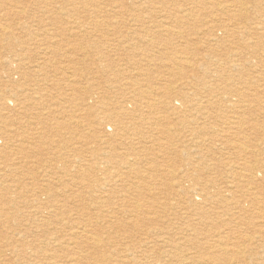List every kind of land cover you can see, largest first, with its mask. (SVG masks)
Returning <instances> with one entry per match:
<instances>
[{"label":"bare ground","instance_id":"6f19581e","mask_svg":"<svg viewBox=\"0 0 264 264\" xmlns=\"http://www.w3.org/2000/svg\"><path fill=\"white\" fill-rule=\"evenodd\" d=\"M26 1V0H25ZM71 1V0H70ZM110 1V0H109ZM160 1V0H159ZM158 1V2H159ZM171 1L173 0H162V4H168L171 3ZM185 1V0H184ZM186 1H194L192 4L196 5L198 4L199 0H186ZM213 1V0H212ZM211 1V2H212ZM248 1L249 0H232L230 3L225 1L224 6H223V2L222 4L220 2H215L217 6L221 5L223 7L220 8V11H222V13L224 15H227L229 13H235V16L239 19L244 18V13L247 12V8L246 6L248 5ZM24 2V1H23ZM19 3V5L23 4L24 7H26L24 5V3ZM46 2V1H45ZM79 2V1H78ZM98 2V1H96ZM101 2V1H100ZM119 1L115 2V0L113 1V7H115V4H117L118 8V14L121 17H125V16H129L131 18L120 21V18L117 19L118 21H120L118 24L115 22V20L111 21V25H109L112 29L111 31L107 32V33H111L115 34V38L117 35H119L118 38H120V40L116 41V46L120 47L129 43L130 39L132 37L133 34H137L138 30H141L140 28V23H144L145 22L142 21L143 19H139L137 18L133 13L134 12H130L128 9L125 11L124 10V3H118ZM122 2V1H121ZM131 2V1H129ZM139 2V1H138ZM142 2V3H141ZM156 2V1H155ZM153 0H148L144 3L145 4H150V6L154 5ZM161 2V1H160ZM159 2V3H160ZM210 2V3H211ZM29 4V2H27ZM42 3V2H41ZM66 3V2H65ZM87 3V2H86ZM95 3V2H94ZM105 3V2H104ZM107 3H110L107 1ZM128 3V2H127ZM173 3V2H172ZM254 3V0H253ZM17 3H15L16 5ZM26 4V2H25ZM36 4V3H35ZM38 4V3H37ZM50 4V3H49ZM82 4V3H81ZM112 4V3H111ZM110 4V5H111ZM132 4V3H131ZM143 1H140L139 7H142ZM157 4V3H156ZM178 4V3H177ZM180 4V3H179ZM183 4V3H182ZM205 4V2H204ZM208 4V3H207ZM69 5V4H68ZM96 5V4H95ZM100 5V4H98ZM103 5V4H101ZM175 5V4H174ZM188 5V4H187ZM192 5V6H194ZM200 5V4H198ZM196 5V6H198ZM57 6V5H56ZM81 6V5H80ZM88 6V5H87ZM132 6V5H130ZM136 6V5H135ZM148 6V5H146ZM179 6V5H177ZM190 6V5H189ZM196 6L195 8H193L191 11H189L190 13L186 16H178L177 14V10L175 12V20H174V25L179 26L180 28L176 27L174 29L179 30L178 32H175V34L180 35V37H185L186 35V31L182 29L181 26L186 25L189 23V16L193 17L197 12L196 11ZM209 6V5H208ZM213 6L215 7V4H213ZM23 7V8H24ZM76 7V6H75ZM100 7V6H98ZM106 7V6H105ZM129 7V4L128 6ZM162 7V6H161ZM166 7V6H165ZM164 7V8H165ZM168 7V6H167ZM174 7V6H172ZM212 7V6H211ZM22 8V7H21ZM52 8V7H51ZM62 8V7H61ZM96 8V7H95ZM109 8V6H108ZM147 8V7H146ZM178 7V11H179ZM189 10V7H187ZM186 8V9H187ZM219 8V7H218ZM18 9V7H17ZM20 9V8H19ZM26 9V8H24ZM56 9V8H55ZM98 9V8H97ZM111 9V8H110ZM114 9V8H113ZM112 9V10H113ZM157 9V8H156ZM171 9V6L170 8ZM184 9V8H183ZM182 9V10H183ZM195 9V12H194ZM199 9V8H197ZM201 9V8H200ZM206 9V8H205ZM212 9V8H211ZM22 10V11H21ZM19 10L18 13L16 14H12V21H17L16 25H13L16 29V31L19 30L20 34H30L32 35V38L35 37V39L31 40L34 41L33 43L40 42L38 41V38H45L47 39L46 45H44L43 49L48 52V53H67L65 50V52H61V49L57 47V45H59L61 39H63V37L66 38V36H72L74 33L76 34L77 32L81 31L83 29L82 22L81 21H73L71 22V27L68 30L67 29H63L61 30V32L55 31V26L54 24H40V25H32V23L27 24L25 17H23L24 14V10L21 9ZM48 10V9H47ZM84 10V9H83ZM105 10V9H104ZM162 10V9H161ZM160 10V12H161ZM181 10V11H182ZM185 10V9H184ZM209 10V9H207ZM206 10V11H207ZM213 10V9H212ZM73 11V9H72ZM85 11V10H84ZM101 11V10H100ZM111 11V10H110ZM144 11V9H143ZM159 11V10H158ZM163 11V10H162ZM169 11V10H168ZM180 11V12H181ZM199 11H202L199 10ZM87 12V11H85ZM104 12V11H102ZM100 12V13H102ZM108 12V11H107ZM130 12V13H129ZM147 12V11H146ZM145 12V13H146ZM179 12V13H180ZM191 12L193 15H191ZM202 12H205L202 11ZM215 12V11H214ZM30 13L31 12H27ZM49 13V12H48ZM55 13V12H54ZM67 13V12H65ZM69 13V12H68ZM105 13V12H104ZM115 13V12H114ZM128 13V14H127ZM136 13V12H135ZM165 13V12H164ZM163 13V14H164ZM185 14L188 13L187 11L184 12ZM183 13V14H184ZM221 13V14H222ZM46 14V13H45ZM57 14V13H56ZM95 14V13H94ZM106 14V13H105ZM112 14V13H111ZM157 13L155 12V15ZM161 14V13H160ZM159 14V15H160ZM162 14V15H163ZM169 14V12H168ZM215 14V13H214ZM222 14V15H223ZM48 15V14H47ZM50 15V14H49ZM75 15V14H74ZM78 15V14H77ZM83 15V14H82ZM104 15V14H103ZM114 15V14H113ZM139 15V14H138ZM144 15V14H142ZM161 15V16H162ZM172 15V14H171ZM174 15V16H175ZM182 15V14H180ZM223 15V16H224ZM42 16V15H41ZM52 16V15H51ZM56 16V15H55ZM99 16V15H98ZM166 16V15H165ZM164 16V17H165ZM169 16V15H168ZM167 16V17H168ZM11 17V16H10ZM31 17V16H30ZM53 17V16H52ZM58 17V16H56ZM65 17V16H63ZM70 17V16H69ZM95 17V16H94ZM104 17V16H103ZM110 17H106L105 18H111ZM119 17V16H118ZM142 17V16H141ZM163 17V16H162ZM160 18V20H163V18ZM170 17V16H169ZM168 17V18H169ZM215 17V16H214ZM213 17V18H214ZM217 17V16H216ZM215 17V18H216ZM41 18V17H39ZM60 18V17H59ZM101 18V17H100ZM113 18V17H112ZM127 18V17H126ZM149 18V17H148ZM153 18V17H152ZM171 18V17H170ZM169 18V19H170ZM263 20L261 19L260 22H257L250 28V27H241V26H233L236 29L231 31L233 36H238V35H251V34H255V35H260L261 32L264 31V14L262 15ZM24 19V20H23ZM43 19V18H42ZM48 19V18H47ZM51 19V18H50ZM66 19V18H65ZM102 19V18H101ZM115 19V18H114ZM125 19V18H124ZM157 19V18H156ZM166 19V18H165ZM217 19V18H216ZM250 19V18H249ZM31 20V19H30ZM49 20V19H48ZM47 20V21H48ZM58 20V19H57ZM72 20V19H71ZM93 20V19H92ZM97 20V17L96 19ZM93 20V22H95ZM110 20V19H109ZM159 20V19H158ZM173 20V19H172ZM197 20V19H196ZM195 20V22H196ZM211 20V19H210ZM215 20V19H214ZM20 21V22H19ZM43 21V20H42ZM52 21V20H51ZM60 21V20H59ZM64 21V20H63ZM88 21V20H87ZM148 21H151L150 19ZM146 21V22H148ZM157 21V20H156ZM164 21V20H163ZM171 21V20H169ZM193 21V20H192ZM237 21H241V20H237ZM31 22V21H30ZM91 22V21H90ZM99 22V19L97 22L93 23L96 24ZM168 22V21H166ZM191 22V21H190ZM214 22V21H213ZM54 23V20H53ZM67 23V22H66ZM70 23V22H68ZM86 23V22H85ZM104 23V22H103ZM132 23V24H130ZM169 23V22H168ZM172 23V21L170 22V24ZM172 23V24H173ZM197 23V22H196ZM203 23V22H201ZM210 23V22H209ZM56 24V23H55ZM63 24V23H62ZM61 24V25H62ZM117 24V25H116ZM127 24V25H126ZM139 24V25H138ZM148 24V23H147ZM154 24V23H152ZM151 24V25H152ZM167 24V23H166ZM171 24V25H172ZM195 24V23H194ZM198 24H200L198 22ZM92 25V24H90ZM97 25V24H96ZM107 25V24H104ZM124 25V28L122 27ZM126 26L129 25V27L126 29V34H124L122 31L120 30V26L125 29ZM144 25L142 28H144ZM149 25V24H148ZM171 25L169 27H171ZM196 25V24H195ZM209 25V24H208ZM12 26V25H11ZM63 26V25H62ZM100 26H102L100 24ZM147 26V25H146ZM173 26V25H172ZM1 27H3L1 25ZM68 27V26H66ZM65 27V28H66ZM156 28V30H158L157 32L154 33H150L156 36H160V34L164 33L163 32V28H165V25L163 24V22H158V24H156V26H154ZM169 27H166V31ZM204 27V26H203ZM5 28V27H3ZM11 28V27H10ZM61 28V27H60ZM153 28V27H152ZM2 29V28H1ZM106 29V28H104ZM103 29V30H104ZM150 29V28H149ZM153 29V30H154ZM172 29V27H171ZM4 30H7L4 29ZM86 30V29H85ZM91 30V29H90ZM99 30V28L97 29ZM147 30L146 28L144 29V31ZM151 30V29H150ZM173 30V29H172ZM175 30V31H176ZM196 30V29H195ZM194 30V31H195ZM3 31V30H2ZM13 31V30H12ZM89 31V30H87ZM85 31V32H87ZM170 31V30H169ZM193 31V32H194ZM214 28L208 26L207 32L203 31L202 35H207L209 33H213ZM84 32V31H83ZM91 32V31H90ZM95 32V31H94ZM99 32V31H98ZM101 32V31H100ZM139 32V31H138ZM171 32V31H170ZM82 33V32H81ZM167 33V32H165ZM173 33V32H171ZM171 33L169 35H171ZM195 33H198V31H196ZM19 34V35H20ZM105 34V33H104ZM147 34V31H146ZM14 34H12L13 36ZM84 35V34H83ZM89 35V34H88ZM100 35V34H99ZM143 35V33H142ZM153 35H151V37H154ZM163 35V34H162ZM167 35V34H166ZM174 34H172L173 36ZM225 35V34H224ZM2 36V35H0ZM6 36V35H5ZM9 36V35H7ZM11 36V35H10ZM11 36V37H12ZM21 36V35H20ZM24 36V35H23ZM75 36V35H73ZM80 36V35H79ZM103 36V35H102ZM105 36V35H104ZM107 36V35H106ZM147 35H143V38L146 37ZM197 36V35H195ZM30 37V36H29ZM28 37V38H29ZM84 37V36H82ZM86 37V36H85ZM88 37V36H87ZM99 37V36H98ZM97 37V38H98ZM163 37V36H161ZM165 37V36H164ZM167 37V36H166ZM176 37V36H175ZM16 38V36H15ZM26 38V37H25ZM60 38V40L58 39ZM74 38V37H73ZM78 38V37H77ZM96 38V39H97ZM157 38V37H156ZM171 38V37H168ZM179 38V37H178ZM18 39V38H17ZM20 39V38H19ZM18 39V40H19ZM67 39V38H66ZM71 38L69 37V40ZM75 39V38H74ZM72 39V40H74ZM85 39V38H84ZM108 39V38H107ZM123 39V40H122ZM176 39V38H175ZM181 39V38H180ZM197 39V38H196ZM195 39V40H196ZM9 40H11V38H9ZM14 40V38H13ZM22 40V38H21ZM30 40V39H29ZM80 40V37H79ZM86 40V39H85ZM88 40V39H87ZM133 40V39H131ZM153 40V39H152ZM160 40V39H159ZM1 41V40H0ZM6 41V40H4ZM17 41V40H16ZM63 41V40H62ZM77 41V40H75ZM104 41V40H102ZM100 41V42H102ZM140 41V40H139ZM138 41V42H139ZM145 41V39H144ZM148 41V40H147ZM154 41V40H153ZM162 41V40H161ZM168 41V40H167ZM165 41V42H167ZM191 41V40H190ZM210 41H212L210 43ZM13 42V41H11ZM30 42V41H29ZM42 42V41H41ZM69 42V41H68ZM78 42V41H77ZM159 42V41H158ZM193 42V41H192ZM198 42V41H196ZM217 40L212 38L209 39V49L211 52H215V44H216ZM17 43V42H16ZM23 43V42H21ZM32 43V44H33ZM44 43V42H43ZM111 43V42H110ZM114 43V41H113ZM137 43V42H136ZM157 43V42H156ZM169 43V42H168ZM195 43V42H194ZM9 44V43H7ZM12 44V43H10ZM25 44V43H24ZM66 44V43H65ZM112 44V43H111ZM110 44V45H111ZM142 44V43H141ZM155 44V43H154ZM158 44V43H157ZM160 44V43H159ZM14 45V44H13ZM36 45V43L34 44ZM56 45V46H55ZM63 45V44H62ZM78 45V44H77ZM115 45V44H114ZM135 45V44H134ZM145 45V44H144ZM147 45V44H146ZM218 45V43H217ZM20 46V45H19ZM23 46V45H22ZM33 46V45H32ZM40 46H42V44L40 43ZM75 46V45H74ZM83 46V45H82ZM96 46V45H95ZM102 46V45H101ZM115 46V47H116ZM143 46V45H142ZM165 46V45H164ZM7 47V45H6ZM10 47V46H9ZM66 47V46H65ZM78 47V46H77ZM94 47V46H93ZM114 47V46H113ZM135 47V46H134ZM148 47H150L148 45ZM152 47V46H151ZM151 47L149 49H151ZM168 47H171L170 45H168ZM167 47V49H168ZM32 48V47H31ZM64 48V47H63ZM62 48V49H63ZM88 48V47H87ZM107 48V47H106ZM136 48V47H135ZM138 48V47H137ZM136 48V50H137ZM142 47H140L139 49H141ZM156 48V47H155ZM165 48V47H162ZM246 48H248V46H246ZM250 48V47H249ZM10 49V48H9ZM14 49V47H13ZM17 49V48H16ZM41 49V48H40ZM65 49V48H64ZM83 48L80 49H73L70 48L69 50H72L74 53H79L82 51ZM95 49V48H94ZM97 49V47H96ZM101 49V48H100ZM104 49V48H103ZM132 49V47H131ZM134 49V48H133ZM166 49V48H165ZM20 50V49H19ZM68 50V53H69ZM84 50V49H83ZM89 50V49H88ZM87 50V51H88ZM114 50V49H112ZM120 49L118 48V51ZM142 50H144L142 48ZM157 50V49H156ZM169 50V49H168ZM255 50V49H254ZM258 50V49H257ZM9 51V50H7ZM17 51V50H16ZM15 51V52H16ZM29 51V50H28ZM95 51V50H94ZM117 51V49H116ZM125 51V50H124ZM146 51V50H145ZM153 51V50H152ZM185 52V46L183 45H179L174 48H172V50L168 51V53L164 56H162L164 59H155V58H147L146 55V51L145 55H143L142 59H138L136 61H132L130 60L128 62L129 64H127L125 62V64L134 66L135 69L138 70V77H136L137 79L134 81H130L126 84H124L123 88L120 87V85L118 86L117 84H111L108 82H104V83H99V90L100 92L97 95H91V97L89 99H91L92 101H94V104L96 106L95 109L89 108V115L92 117L88 123H86L84 125V121L81 120L80 117H78L79 120L77 119H71L75 122L76 125L78 126H82L83 123V128L88 127L91 128V131H93L94 127H98L100 128V131H104V127L107 126V129L112 131V133L110 134L115 136V137H111L112 139H117L120 142H118L119 146H117V144L115 143H111L109 140H106V138H102L101 143L103 144H107L108 145V151L106 149H104V153L101 152V154L98 156L100 158V156L102 159H105L106 164H110L113 162V160H115V162L117 161L116 159H118V168L117 169H113L115 170L112 174H109V170L108 167L106 170V172L101 173L102 171H99L102 174V178L101 179H91L94 177H97V171L95 165L92 164H88L89 161H87L86 164H82L80 163V165H76L78 167H76L75 173H73L72 177L76 179L79 178L80 180L77 181H81L83 183H81L80 186L82 187L80 188L81 191L83 190H89L92 193H100V195H102V199L99 202H97L98 205H102V207H105V201L107 199H111V196H113L114 194H116V192L114 191L115 188L119 187L122 189V191H125L127 193V196L125 198H123L124 201L123 205L120 204H116L115 205L116 208H114V210L112 211L111 209V213L110 215H113V220H115L114 222H110L109 221L104 224L102 223H97L94 224L91 222V224H88L90 221H92V217L89 219L90 221H86V225H84L83 222L82 225L80 227L75 228L70 226L72 224L73 221H76L74 218V215H69V211L65 210L64 208H66V201H67V197L64 194L65 192H63L62 195L57 196V194H45V192L47 191H43L42 190V194L37 195L38 193H36V198L35 200H33L32 202L34 204L40 202V198L45 194L46 196V200L48 201V203L50 204V207H53L54 205L52 204L55 200L59 203H61V207L60 204L58 205L59 207H57L56 211L52 210V214L51 217L54 218V220L52 221V223L49 225L52 227L48 228L45 230V232L41 229V226H39L37 224V227L34 231L29 230L25 227L22 228V225L19 227H17L16 229H11L12 225H11V220H12V215L11 213H9V210H12L14 207V205L12 204V201H8L5 206L7 208L6 212L5 211V207L0 205V218H3V220L0 219V225L1 224H5L6 227H8L9 229L13 230V231H9L7 232V234H0V257L1 254H4V252L2 251L1 247H5L8 246V244L10 243L11 245H14L13 243H16L14 245L13 248H11L9 251H11L12 253H14V255L18 258V260L21 262V264H264V225L260 226L258 223V225H256L255 223H253L254 221V216L258 215L260 216L261 220L264 219V213L263 211H261V208H257V210H260V212L254 211L253 209L255 208L253 205L255 203H253V205L250 204H245L244 201L248 200L249 198H247L246 196H249L248 194H246L249 191H252V186L256 184V180H257V176L262 175L264 173L261 174H257L255 173V171H258L259 168H261V165H263L264 162L258 161V162H251L252 165L249 164L248 158H254L257 157L256 153H259V155L262 156V153L260 149L261 145L263 142H261L259 145L257 144L259 139V131L258 134L253 132L250 136L245 135V132H241L242 127L244 125H246L247 123H250L251 125H253L251 123V120L248 119H252L249 118L248 119L246 116V112L247 111H253L257 114H263L264 116V101H260L258 100L259 97L257 95L258 94V90L256 89H252L249 88L247 90H242V92H240L239 90L237 91H233L229 90L228 87L225 88V91L220 93L218 91V86L217 84H215V81L217 80V82L220 81H227V80H235L237 75L234 73V71L236 73H239L238 71H236L235 69L237 67H242L240 65H238V62L240 59H243V53L239 52L235 55H233L232 57L228 58V63L229 66H225V65H220L217 64L215 62H211L212 66L214 65L215 69H205L203 68V66L201 64L198 63L199 60L195 59L194 57L190 56L187 53H183ZM261 51V50H260ZM259 51V52H260ZM22 52V51H21ZM25 52V51H24ZM27 52V51H26ZM43 52V51H41ZM84 52V51H83ZM99 52V51H97ZM103 52V50H102ZM106 52V51H105ZM109 52V51H108ZM122 52V50L120 51ZM118 52V53H120ZM138 52V51H137ZM144 52V51H141ZM159 53V51H157ZM245 52V51H243ZM17 53V52H16ZM29 53V52H27ZM33 53V52H32ZM95 53V52H94ZM127 53H129V51H127ZM162 53V51H161ZM166 53V51L164 52V54ZM25 54V53H23ZM45 54V53H44ZM73 54V53H72ZM93 54V53H92ZM99 54V53H98ZM103 55V53H101ZM110 54V53H109ZM112 54V53H111ZM126 54V53H125ZM148 54V53H147ZM156 53H154L155 56ZM163 54V53H162ZM254 52L251 53V55H253ZM35 55V54H34ZM43 55V54H42ZM50 54H47V56ZM63 55V54H62ZM60 55V56H62ZM69 55V54H68ZM71 55V54H70ZM97 55V54H96ZM107 55V54H106ZM123 55V53H122ZM136 55V54H135ZM149 55V54H148ZM157 55V54H156ZM255 55V54H254ZM41 56V55H40ZM55 56V55H53ZM64 56V55H63ZM62 56V58H63ZM73 56V55H72ZM81 56V55H80ZM90 56V55H89ZM121 56V55H120ZM139 56V55H138ZM145 56V57H144ZM151 56V54H150ZM19 57V56H18ZM65 57V56H64ZM68 57V56H67ZM76 57V56H75ZM87 57V56H85ZM94 57V56H92ZM115 57V56H114ZM126 57V56H125ZM129 57V56H128ZM127 57V59H128ZM132 57V56H131ZM153 57V55H152ZM246 57V55H245ZM17 58V57H16ZM27 57H24V59ZM55 58V57H54ZM57 58V55H56ZM78 58V57H77ZM89 58V57H88ZM97 58V56H96ZM103 58V57H102ZM121 58V57H120ZM139 58V57H138ZM159 58V57H158ZM43 59V58H42ZM71 59V58H70ZM79 61H82L81 58H79ZM87 59V58H86ZM84 59V61L86 60ZM98 59V58H97ZM111 59V58H110ZM125 59V58H124ZM209 59V58H206ZM211 59V58H210ZM32 60V59H31ZM30 60V61H31ZM55 60V59H54ZM64 60V59H63ZM72 60V59H71ZM70 60V61H71ZM78 60V59H77ZM76 60V61H77ZM106 60V59H105ZM158 60V61H157ZM160 60V62H159ZM214 60V59H211ZM25 61V60H24ZM36 61V60H35ZM41 61V60H40ZM89 61V60H86ZM102 61V60H101ZM111 61V60H109ZM119 61V60H118ZM196 61V62H195ZM23 62V61H22ZM114 62V61H113ZM117 62V61H116ZM120 62V61H119ZM133 62V63H132ZM159 62V63H157ZM227 62V61H226ZM12 66L15 67V69H19L20 67V62L14 63L11 62ZM71 64L74 62L71 61ZM81 63V62H80ZM87 63V62H85ZM91 63V62H90ZM103 63V62H102ZM123 63V62H122ZM27 64V63H26ZM44 64V63H43ZM43 64H40L43 66ZM68 64V63H67ZM65 63V65H67ZM79 64V63H78ZM94 64V63H93ZM119 64V63H118ZM248 64V63H247ZM263 64V63H262ZM39 65V66H40ZM51 65V64H50ZM92 65V64H91ZM124 65V66H126ZM196 65H199L201 68L196 69ZM27 66V65H26ZM263 66V65H262ZM38 67V66H37ZM67 67V66H66ZM118 67V66H117ZM123 67V66H122ZM129 67V66H128ZM142 67H150L151 69L156 70V72H161L162 76H157V75H153L152 73H147L145 69H141ZM68 68V67H67ZM95 68V67H93ZM98 68V67H97ZM102 68V67H101ZM108 68V65H106V68H104L105 70ZM244 68V67H243ZM49 69V68H48ZM70 69V68H69ZM120 69V68H119ZM128 69V68H127ZM130 69V68H129ZM202 69V71H201ZM250 69V68H249ZM34 70V69H33ZM44 71V69H42ZM65 70V69H64ZM200 70V71H199ZM256 70V69H255ZM63 71V70H62ZM125 71V70H124ZM76 72V71H75ZM122 72V71H121ZM127 72V70H126ZM135 70H134V74H135ZM167 73V77H165L163 75V73ZM193 72H200L203 74V77H195L190 75ZM243 72V70H242ZM64 73V72H63ZM118 73V72H117ZM120 73V72H119ZM118 73V74H119ZM129 73V71H128ZM132 73V72H131ZM132 73V74H133ZM17 74V73H16ZM21 74V73H20ZM113 74V72H112ZM183 74L185 75H190L188 77H185ZM107 75V74H105ZM104 75V76H105ZM126 75V74H125ZM76 76V75H75ZM119 76V75H118ZM134 76V75H133ZM23 77V76H22ZM65 77V76H64ZM83 77L85 76H81V78L83 79ZM127 77V76H125ZM245 77V76H244ZM44 78V77H43ZM51 77H49L48 79H50ZM53 78V77H52ZM58 78V77H56ZM67 78V75H66ZM72 77H69V79ZM88 78V77H86ZM94 78V77H93ZM92 78V79H93ZM119 78V77H118ZM243 78V77H242ZM68 79V78H67ZM91 78H88V81ZM101 79V78H100ZM105 79V78H104ZM121 79V78H120ZM118 79V80H120ZM215 79V80H214ZM97 80V79H96ZM117 80V81H118ZM124 80V79H123ZM42 81V80H41ZM66 82V80H64ZM87 81V82H88ZM114 81V80H113ZM116 81V82H117ZM128 81V80H127ZM51 82V81H50ZM49 82V83H50ZM92 82V80L90 81ZM112 82V81H111ZM123 82V81H122ZM235 82V81H234ZM36 83V82H35ZM46 83V82H45ZM44 83V84H45ZM68 83V82H67ZM223 83V82H221ZM233 83V82H232ZM249 83V82H247ZM19 84V83H18ZM40 84V83H39ZM48 84V83H46ZM73 84V83H72ZM88 84V83H87ZM254 84V83H253ZM252 84V85H253ZM55 85V83H54ZM115 85H117V87H115ZM237 84L234 85V87ZM244 85V83H243ZM44 86V85H43ZM98 86V85H97ZM95 86V87H97ZM222 86V84H221ZM224 86V85H223ZM226 86V85H225ZM54 87V86H53ZM69 87H72L74 89V86H72L71 84H69ZM81 87V86H80ZM84 87V86H82ZM93 87V86H92ZM256 87V86H255ZM262 87V86H261ZM260 87V88H261ZM41 88V87H40ZM51 88V87H49ZM57 88V87H56ZM118 88V89H117ZM37 89V88H36ZM35 89V90H36ZM115 89V92H118L116 94L115 97H113L115 100L112 101V97H109L108 94L109 91ZM234 89V88H233ZM238 89V88H237ZM259 89V87L257 88ZM61 90V89H60ZM59 90V91H60ZM64 90V89H63ZM92 90V89H91ZM44 92V91H43ZM51 92V91H50ZM45 93H47V90L45 91ZM74 93L77 94H83L81 92V88H75L74 89ZM87 93V91H86ZM95 93V92H94ZM230 93L231 97H236L238 102L244 101V100H249L251 99V93H253L254 95L257 96L256 99V104L249 107L246 112L244 111H240L242 108H240V112H236L237 109V105L234 103H231L229 105L228 102L223 101V97L227 94ZM130 95L128 98L126 96ZM69 96H71L69 94ZM68 96V98H70ZM264 96V95H263ZM44 97V96H43ZM46 97V96H45ZM52 97V96H51ZM50 97V98H51ZM227 97V96H226ZM49 98V97H48ZM46 98V99H48ZM120 98V99H119ZM124 98V99H123ZM29 99V98H28ZM41 99V97H40ZM120 102H118V100H121ZM253 99V97H252ZM27 100V99H26ZM230 100V99H229ZM227 100V101H229ZM0 109H4V110H10V109H15L17 107V104L15 103L14 99L10 98V99H6L4 98V100H0ZM29 101V100H28ZM66 101V100H65ZM36 101L33 100V103H35ZM237 102V101H236ZM253 102V101H252ZM245 104V102H242V104ZM41 104V103H40ZM241 104V103H240ZM241 104V105H242ZM247 104V103H246ZM249 104V103H248ZM252 104V103H250ZM20 105V104H19ZM33 105V104H31ZM39 105V104H38ZM43 105V104H42ZM222 107L225 108V111H222V113L219 114L217 113L218 111H221ZM244 107V106H243ZM49 108V107H48ZM146 114H145V111ZM19 110V109H18ZM26 112L21 110V114L22 116L27 114V116H29V114H31L30 112H28L27 110H25ZM33 111V110H32ZM42 111V110H40ZM48 111V110H47ZM96 111V112H95ZM157 111H159L157 113ZM18 112V111H17ZM95 112V113H94ZM166 112V113H165ZM228 112H233V116L237 118V122L232 121L231 124H233L235 126V128L238 130H236L235 133H233L232 138L236 139L234 142L237 144L235 149H238L237 152H235L234 155H237L236 157L233 156V161L234 160H238L240 163H238L239 165L237 167H239L240 170L238 169H234L230 171L226 170V176L228 177H232L231 180H233V178L236 181H242L243 184H251V185H247V187L250 189L249 191L244 192L243 196H241L239 198L235 197V204L237 205V210L238 212L236 214H231L229 211L226 212V214L222 213L221 214H214V216H216L218 219V221H221L220 223H222V225L219 226L218 225H214L211 223H208L207 221H203L202 220V216H209V213L207 212V204L211 203L212 200H214V198H216V200L221 196V192L218 191V193L213 194L211 191V187H209L208 184H206L207 181L203 180L201 181V177L202 174L200 173L201 170H207V172H211V171H217L216 169L217 166L212 165L210 163H208L209 160L208 157L206 159V157L202 156L199 158V160H196V162H193L195 160H193V158L191 156H194L195 154L197 155V153H191V151L189 150H185L184 148L188 147L189 144H197V145H204L205 142L207 141L208 146L211 147V145H214V142L217 141L218 137H221L225 134L228 135V133H225L223 130H217L219 128H222L223 124H226L225 122H227V120L224 118L225 114ZM45 113V112H44ZM135 113H139V115L137 116L136 114V118L134 117ZM160 113V114H159ZM253 113V114H255ZM46 114V113H45ZM50 114V113H48ZM248 114V113H247ZM256 114V115H257ZM7 115V114H6ZM35 115H38L37 113ZM41 115V114H40ZM134 115V116H133ZM227 115V114H226ZM231 115V114H230ZM251 115V114H250ZM19 116V115H18ZM34 116V115H33ZM53 116V115H52ZM51 116V117H52ZM64 116V115H62ZM254 116V115H253ZM258 116V115H257ZM256 116V117H257ZM50 117V118H51ZM54 117V116H53ZM122 117H125L126 119L122 120ZM219 120H218V118ZM251 117V116H250ZM255 117V116H254ZM255 117V119H256ZM259 117V116H258ZM13 118V117H12ZM43 118V117H42ZM65 118V117H64ZM63 118V119H64ZM69 118V117H68ZM66 118L64 119L65 122L66 120L69 121V119ZM7 118L5 117L3 122H0V128L1 130H3V132L6 134H8V137H10V142H12L13 144V150L15 151H9L8 145L7 147L5 145L1 146L0 145V155L3 157V160L6 159V161H10L11 157H13L15 155V152L18 151L19 155L21 157V159H19L18 163H10L7 164L6 168L7 170L6 173L3 177H5L3 180H0V194L1 193H5L9 194V193H20L22 192L23 189V182L25 180V172L22 170V168L24 166H22L23 164H26V166H28L29 164L32 166V163L30 162H24V158L26 157L24 153H26L25 151L30 149V150H36L34 153L39 154V151L41 152L42 155L43 152H45L44 150H39L41 149L39 146V148L35 147L36 141L39 139H43V138H37L35 140V136H32L31 134H28L27 136L24 135H19L17 133L18 130H16V128L18 129V126L20 125V123L18 122L17 119H12L8 118V120H6ZM29 119V118H28ZM35 119V118H34ZM47 119V117H46ZM49 119V117H48ZM224 119V120H223ZM230 119V118H229ZM234 119V118H233ZM260 119V117H259ZM21 120V119H20ZM23 120V119H22ZM57 120V119H55ZM62 120V119H61ZM76 120V121H75ZM232 120V118H231ZM254 120V119H252ZM2 121V120H1ZM27 121V120H26ZM29 121V120H28ZM34 121V120H32ZM44 121V120H43ZM49 121H51V119H49ZM48 121V122H49ZM54 121V119H53ZM52 121V122H53ZM63 121V120H62ZM64 122V123H65ZM259 121L257 120V123ZM39 123L42 124L41 121H39ZM59 123V122H58ZM68 123V122H66ZM228 123V122H227ZM256 123V120H255ZM256 123V124H257ZM22 124V123H21ZM57 124V121H56ZM237 124V125H236ZM50 125V124H49ZM53 125V124H52ZM51 125V126H52ZM95 125V126H94ZM228 125V124H227ZM255 125V124H254ZM264 125V124H263ZM45 126V125H44ZM61 126V125H60ZM229 126H230V122H229ZM228 126V127H229ZM234 126H232L231 128H234ZM237 126V127H236ZM258 126V125H256ZM261 126V125H260ZM259 126V127H260ZM7 127H12V130L10 129H6ZM23 127V126H22ZM21 127V128H22ZM25 127V126H24ZM49 127V126H48ZM63 127V126H62ZM228 127H226L228 129ZM248 127V125H247ZM255 127V126H254ZM254 127H250L252 128L253 131H256V129H254ZM4 128V129H3ZM27 128V126H26ZM250 128H246V130L248 129V131H250ZM258 128V127H257ZM51 129V128H50ZM37 130V134L40 135L41 129L40 127L36 129ZM145 130H148L147 132H145ZM229 130V129H228ZM232 130V129H230ZM240 130V131H239ZM259 130V129H258ZM31 131V130H30ZM262 131V130H261ZM22 132V131H21ZM29 132V131H28ZM100 132V134H101ZM179 132V133H178ZM228 132V131H227ZM263 132V131H262ZM35 133V131H34ZM89 133V131H88ZM92 133V132H91ZM244 135H243V134ZM25 134V133H24ZM43 134H45V130L43 128ZM96 134V132H95ZM254 134L256 136H254ZM261 134V133H260ZM80 135V134H79ZM88 135V134H87ZM91 135V134H90ZM230 135V134H229ZM253 135V137L255 138H251V136ZM264 135V134H263ZM44 136V135H43ZM105 136V134H104ZM80 137V136H79ZM86 137V136H85ZM85 137H82V139H84ZM103 137V135H102ZM229 138L228 136H224L222 138ZM262 137V136H260ZM81 138V137H80ZM98 138V137H97ZM231 138V139H232ZM34 139V140H32ZM93 139V138H92ZM91 139V140H92ZM99 139V138H98ZM109 139V138H108ZM153 139L158 143L159 148H161V151H163L164 153H162L161 155L159 154L158 156H160V158L164 160V162L167 164V157H170L171 154H173L175 157L177 158H181V161H183L184 159H186L187 161V166H192V168L187 169L185 171V174L181 177V179H179L180 181H178V187L175 189L177 190V195H178V199H181L183 201V203L185 205L189 204L191 207H198L195 208V212L198 216V222L197 223H191V224H187L184 226H178L177 224H175V226L171 225L172 223H170V225H163V226H159L158 220H160L159 218V214L158 213V227H152L151 225H146L145 221L148 217L149 214L153 213L154 216V208L152 209L153 211H150V206L149 205V195H152V197L154 198L155 196L153 192L152 188H148L150 187L149 184L150 182H152L151 184H153V182L155 181V174H154V168L156 169L157 165L154 166L153 163L151 165V168L149 169H145V166L143 165V167H138L140 166V164L142 165L143 162H147L148 159L147 156H149L150 154V148H147V144L148 143H152L153 145ZM30 140L33 141L31 144L34 145V147L32 148V146L30 147ZM38 140V141H39ZM90 139H84V141L86 142V144H93L95 142H89ZM152 140V141H151ZM233 140V139H232ZM261 140V139H260ZM9 141V140H8ZM43 141V140H42ZM80 141V140H79ZM154 141V142H155ZM221 141V140H220ZM230 142V139L226 140L225 142ZM264 141V140H263ZM41 142V140H40ZM52 142V141H51ZM218 142V141H217ZM222 143L225 144L226 143ZM233 143V142H232ZM10 144V143H8ZM38 144V143H37ZM40 144V143H39ZM55 143H52L51 145H54ZM97 144V143H96ZM157 144V143H156ZM194 144V145H195ZM221 144V145H222ZM230 144V143H229ZM11 145V144H10ZM27 145H29V148L26 149V147H28ZM42 145V144H41ZM151 145V144H150ZM220 145V147H221ZM228 145V144H227ZM226 145V146H227ZM232 145V144H231ZM234 145V144H233ZM46 146V145H45ZM96 146V145H95ZM149 146V144H148ZM206 146V148L208 147ZM254 146L259 147V150L254 151L256 148H254ZM44 147V146H43ZM100 147V146H99ZM119 147H121L122 150H119ZM138 147V149L136 148ZM157 147V146H156ZM173 147H177V148H181V149H173ZM194 147V146H192ZM189 147V148H192ZM196 147V146H195ZM218 147V149L220 148ZM231 147V146H230ZM234 147V146H233ZM155 148V147H154ZM158 148V147H157ZM232 148V147H231ZM251 148V149H250ZM26 149V150H25ZM71 149V148H70ZM97 149V148H96ZM149 149V150H148ZM205 149V147H204ZM203 149V150H204ZM224 149V148H223ZM234 149V148H233ZM47 150V149H46ZM185 150V151H184ZM208 150H211L208 148ZM228 150V149H227ZM232 150V149H231ZM249 150V151H248ZM73 151V149H72ZM75 151V149H74ZM91 151L93 153L94 148L93 147H81V156L80 158H85V154ZM97 150L94 151V153H96ZM217 151V149H216ZM215 151V152H216ZM219 151H222L219 150ZM229 151V150H228ZM227 151V152H228ZM50 152V151H47ZM70 152V151H69ZM152 152V151H151ZM155 152V150H154ZM157 152V150H156ZM185 152V153H184ZM205 152V151H204ZM225 152V151H223ZM232 152V151H231ZM243 152V153H242ZM13 153V154H12ZM30 153V151H29ZM52 153V152H51ZM74 153V152H73ZM89 153V152H88ZM93 153V154H94ZM202 153V152H201ZM200 153V154H201ZM230 152H228L229 154ZM18 154V153H17ZM33 155V152L30 153V155ZM47 154V153H46ZM210 154V153H209ZM211 154H213V152H211ZM215 154V153H214ZM213 154V155H214ZM227 154V155H228ZM239 154H242L239 156ZM27 155V154H26ZM36 154H34L33 156H35ZM185 155V158H184ZM212 155V156H213ZM233 155V154H232ZM258 155V156H259ZM29 156V154H28ZM51 156V155H50ZM54 155H52L51 161L54 160L53 158ZM89 156V155H88ZM218 156V154H217ZM225 156V155H224ZM224 156H222L221 158L223 159ZM243 156V157H241ZM18 157V156H17ZM32 158V156H29V158ZM40 157V156H39ZM42 157V156H41ZM149 157H154V156H149ZM211 157V156H210ZM15 158V157H14ZM30 158V161H31ZM36 158V156H35ZM93 160L94 157L92 156ZM157 158V156H156ZM156 158H154V160H156ZM227 158V157H226ZM232 158V157H231ZM242 158V159H241ZM79 159V158H78ZM158 159V158H157ZM196 159V158H195ZM213 160V158H211ZM87 160V159H86ZM96 160V158H95ZM101 160V159H100ZM153 160V161H154ZM174 160V159H173ZM211 160V161H212ZM216 160V158H215ZM214 160V161H215ZM224 160V159H223ZM226 160V159H225ZM224 160V161H225ZM231 160V159H230ZM254 160V159H251ZM257 159L255 158V161ZM259 160V159H258ZM17 161V160H16ZM15 161V162H16ZM49 162H51L50 160H48ZM84 161V160H83ZM97 161V160H96ZM218 161V160H216ZM223 161V162H224ZM227 161V160H226ZM225 161V162H226ZM232 161V162H233ZM92 162V161H91ZM95 162V161H94ZM98 162V161H97ZM158 162V160H157ZM156 162V163H157ZM175 161H173L174 164ZM178 162V161H176ZM237 162V161H236ZM243 162V163H242ZM79 163V162H78ZM76 163V164H78ZM85 163V161H84ZM117 163V162H116ZM170 163V162H169ZM179 163V162H178ZM220 163V162H219ZM35 164V163H34ZM151 164V163H150ZM163 164V163H162ZM180 164V163H179ZM230 164V163H229ZM234 164V163H233ZM237 164V163H236ZM257 164H259L260 167L257 166ZM36 165V164H35ZM104 165V164H103ZM101 165V167L103 166ZM225 165V164H224ZM19 166V167H18ZM47 166V165H46ZM45 166V167H46ZM115 166V165H114ZM176 166V165H175ZM179 165H177L176 167H178ZM181 166V165H180ZM184 166V164H183ZM227 166V164H226ZM224 166V167H226ZM231 166V165H230ZM242 170H241V167ZM36 166H34L35 168ZM150 167V166H149ZM159 167V166H158ZM163 167L164 166H160ZM174 167V166H173ZM235 167V166H234ZM236 167V168H237ZM33 168V167H32ZM175 168V167H174ZM179 168V167H178ZM29 169V168H28ZM40 169V168H39ZM100 169V168H99ZM105 169V167H104ZM169 170L167 171V175H165L164 178L168 177L171 178L175 175L174 172L170 171V167L167 168ZM25 170V169H24ZM34 170V169H33ZM46 170V169H45ZM70 170V169H69ZM73 170V169H72ZM71 170V171H72ZM157 170V169H156ZM162 170V169H161ZM173 170V169H172ZM263 170V168L261 169ZM47 171V170H46ZM51 171V170H50ZM64 171V170H63ZM158 171V170H157ZM164 171V170H163ZM36 172V171H35ZM43 172V171H41ZM67 172V171H66ZM65 172L66 176L67 173ZM159 172V171H158ZM215 172H213L215 174ZM2 173V172H1ZM38 173V172H36ZM34 173V174H36ZM50 173V172H49ZM61 173V171H60ZM57 173V174H60ZM64 173V172H63ZM71 175V172H69ZM98 173V174H100ZM162 173V171H161ZM203 173V172H202ZM216 173H221V171L216 172ZM48 174V173H47ZM160 174V173H158ZM204 174V173H203ZM223 174V173H222ZM7 175V176H6ZM56 175V173L54 174ZM69 175V176H70ZM182 175V174H181ZM208 175V173H207ZM211 175V174H210ZM224 175V174H223ZM28 176H32L28 174ZM36 176V175H35ZM46 176V175H45ZM58 176V175H56ZM60 176H63L60 174ZM213 176V175H212ZM216 176V175H215ZM52 177V176H51ZM54 177V176H53ZM205 177V176H204ZM220 177V176H219ZM226 177V178H228ZM263 177V181H264V176ZM58 177H56L57 179ZM61 178V177H60ZM66 178V177H65ZM68 178V177H67ZM88 178V179H85ZM225 178V179H226ZM21 181H18L20 180ZM23 179V180H22ZM29 179V178H28ZM31 179V178H30ZM44 179V177H43ZM46 179V178H45ZM172 179V178H171ZM219 179V178H218ZM224 179V178H223ZM39 180V179H38ZM58 180V179H57ZM74 180V179H72ZM157 180V178H156ZM170 180V179H169ZM213 180V178H212ZM230 180V181H231ZM260 180V179H259ZM9 181V182H8ZM35 181V180H34ZM61 181V180H60ZM217 181V180H216ZM227 181V179H226ZM224 181V182H226ZM235 181V184H237ZM245 181H247L245 183ZM258 181V180H257ZM58 182V181H57ZM74 182V181H73ZM76 182V181H75ZM165 182L167 183V181L165 180ZM169 183L171 181H168ZM173 182V181H172ZM47 185L53 184V179H47L46 180ZM149 183V184H148ZM155 183V182H154ZM158 183V182H157ZM164 183V181H163ZM166 183L165 186L169 187ZM234 183V181H233ZM63 184V183H61ZM171 184V183H170ZM210 184V183H209ZM213 184V183H212ZM222 184V183H220ZM227 183H225L226 185ZM230 184V183H228ZM232 184V183H231ZM240 184V183H239ZM237 184V187L240 185ZM242 184V183H241ZM242 184V185H243ZM47 185H45V188L48 187ZM73 186H76L72 183ZM219 185V184H218ZM224 185V184H223ZM244 185L242 188H244ZM52 186V185H51ZM65 186V185H64ZM64 186L61 187V185L59 187L63 188ZM70 186V185H69ZM79 186V184H78ZM154 186V184H153ZM164 186V185H163ZM211 186V184H210ZM213 186V185H212ZM259 187H262L261 185H258ZM258 186L256 188V194H260L261 196L263 195L264 198V187L259 188ZM264 186V184H263ZM54 187H57L54 185ZM157 187V185L155 186ZM221 187V186H219ZM218 187V188H219ZM245 187L244 189L246 190ZM66 188H68L66 186ZM66 188H64L66 190ZM72 188V187H69ZM158 188H159V183H158ZM213 188V187H212ZM217 188V189H218ZM241 188V187H240ZM247 188V189H248ZM47 189V188H46ZM76 189V188H75ZM113 189V190H110ZM164 189V188H163ZM168 189V188H167ZM172 189V187L170 188ZM236 189V186H235ZM239 189V188H238ZM105 190V191H102ZM160 190V189H159ZM229 190V189H228ZM234 190V189H233ZM242 190V189H241ZM255 190V189H254ZM79 192V190H76ZM165 191V190H164ZM168 191V190H167ZM166 191V192H167ZM215 191V190H214ZM67 192V191H66ZM70 192V191H68ZM153 192V193H152ZM163 192V191H162ZM161 192V193H162ZM165 192V193H166ZM233 192V191H232ZM253 192V191H252ZM255 192V191H254ZM71 193V192H70ZM75 193V192H74ZM77 193V192H76ZM160 193V192H159ZM235 193V191H234ZM69 194V193H67ZM90 194V193H89ZM89 194L87 196H89ZM113 194V195H112ZM169 193H167L168 195ZM176 194V193H175ZM236 194H241V193H235ZM85 195V194H84ZM93 195V194H92ZM166 195V194H165ZM164 195V196H165ZM166 195V196H167ZM81 196V193H80ZM116 196V195H115ZM169 196V195H168ZM167 196V197H168ZM237 196V195H236ZM30 197V196H29ZM73 197L72 195L69 196L68 195V199ZM75 197V196H74ZM78 197V196H77ZM90 197V196H89ZM98 197V195H97ZM118 197V196H117ZM148 197V199H147ZM157 197V196H156ZM232 197V196H231ZM79 199L82 197H78ZM91 198V197H90ZM89 198V200H90ZM26 199V198H25ZM80 199V200H81ZM93 199H95L93 197ZM91 199V200H93ZM118 199V198H117ZM120 199V198H119ZM151 199V198H150ZM177 199V198H176ZM19 200V199H18ZM44 200V201H46ZM74 200V199H73ZM79 200V203H80ZM84 198L81 200L83 202ZM97 200V199H96ZM107 200V201H109ZM112 200V199H111ZM147 200V201H146ZM153 200V199H152ZM155 200V199H154ZM161 200V199H160ZM159 200V202H161ZM253 200L254 199H251ZM46 201V202H47ZM119 201V200H118ZM176 201V200H175ZM199 202V204L205 205L204 208L202 207V205L197 204V202ZM220 201V200H219ZM32 202H26L25 204L28 205H34ZM72 202V201H71ZM74 202V201H73ZM89 202V201H88ZM96 202V201H95ZM94 202V203H95ZM122 202V201H121ZM153 202V201H152ZM167 202V201H165ZM164 202V205H165ZM178 203V201H176ZM218 202V201H217ZM216 202V203H217ZM64 203V204H63ZM77 203V202H76ZM84 203V202H83ZM92 203V202H91ZM93 203V204H94ZM110 203V202H109ZM108 203V205H110ZM112 203V201H111ZM120 203V202H118ZM181 203V202H180ZM220 203V202H219ZM218 203V204H219ZM78 204V203H77ZM96 204V203H95ZM152 204H156V203H152ZM183 204V205H184ZM212 204V203H211ZM75 205V204H74ZM73 205V207H74ZM86 205V203H85ZM92 205V204H91ZM90 205V206H91ZM107 205V204H106ZM159 205V204H158ZM164 205H162L164 207ZM166 205H168V202L166 203ZM83 206V205H82ZM113 206V204L111 205ZM110 206V207H111ZM153 206V205H152ZM155 206V205H154ZM161 205H159L160 207ZM216 206V204H215ZM32 207V206H31ZM36 210H35V215H39L41 213V207H37L36 206ZM42 207H44L42 205ZM50 207H46L49 208ZM158 207V208H159ZM183 207V206H182ZM201 210H200V208ZM249 207V208H247ZM80 208V207H79ZM85 208V207H84ZM157 209V206L155 207ZM176 208V207H175ZM189 208V207H188ZM29 209V208H28ZM31 209V208H30ZM67 209V208H66ZM96 209V208H95ZM98 209V207H97ZM160 209V208H159ZM163 209V208H162ZM165 209V208H164ZM173 209V208H172ZM215 209V208H214ZM75 210V209H74ZM80 210V209H79ZM94 210V208H93ZM186 210V209H185ZM256 210V209H255ZM76 211V210H75ZM92 211V209H91ZM108 211V210H107ZM159 211V210H158ZM168 211V210H167ZM174 211V210H173ZM184 211V210H183ZM60 212V213H59ZM98 212V210H97ZM161 212V211H160ZM163 212V210H162ZM182 212V211H181ZM199 212V213H198ZM214 212V211H213ZM30 213V212H29ZM32 213V212H31ZM104 213L106 214V212L104 211ZM156 213V214H157ZM164 213V212H163ZM171 213V212H170ZM176 213V212H175ZM191 213V212H190ZM194 213V212H193ZM34 214V212H33ZM32 214V215H33ZM79 214V212H78ZM90 214H92V212H90ZM89 214V215H90ZM101 214V213H100ZM104 214V215H105ZM155 214V215H156ZM201 214V215H200ZM14 215V214H13ZM30 215V214H29ZM81 215V214H80ZM88 215V211L87 214H83L82 213V218L84 217L85 220L86 218L89 217ZM95 215V214H94ZM108 216H110L109 214H107ZM161 215V214H160ZM171 215H173L171 213ZM170 215V217H171ZM175 215V214H174ZM178 215V214H177ZM176 215V217H177ZM184 215V214H183ZM192 215V213H191ZM190 215V216H191ZM245 215H251L249 217L245 216ZM45 216V215H44ZM47 216V215H46ZM100 217H105L103 215H99ZM110 216V217H111ZM141 216V217H140ZM150 216V215H149ZM181 216V215H180ZM185 216V215H184ZM189 216V215H188ZM230 216V218L228 220H224L225 217ZM34 217V216H33ZM79 218V216H77ZM76 217V218H77ZM80 217V218H81ZM121 217V218H119ZM151 217V216H150ZM164 217V216H163ZM169 217V218H170ZM187 217V215H186ZM196 217V216H195ZM16 218V217H15ZM31 218V217H30ZM44 218V217H43ZM83 218V219H84ZM94 218V217H93ZM156 218V216H155ZM162 218V217H161ZM172 218V217H171ZM178 218V217H177ZM208 218V217H207ZM42 219V218H40ZM96 219V218H95ZM99 219V218H98ZM103 219V218H101ZM108 219V218H107ZM111 219V218H110ZM109 219V220H110ZM126 219L127 223L129 226V228H134L135 230H137V233H134V231H130V229L123 225V220ZM163 219V218H162ZM179 219V218H178ZM246 219H250L248 222ZM259 219V218H256ZM14 220V219H13ZM50 220V219H49ZM80 220V219H79ZM106 220V219H105ZM216 220V221H217ZM246 220V221H245ZM260 220V219H259ZM32 221V219H31ZM38 221V217L37 220ZM102 221V220H101ZM100 221V222H101ZM104 221V220H103ZM152 221V220H151ZM174 221V220H170ZM177 221V220H175ZM183 221V220H181ZM184 221H186L184 219ZM210 221V220H209ZM43 222V221H41ZM51 222V221H50ZM78 222V221H77ZM96 222V221H95ZM105 222V221H104ZM149 222V221H148ZM147 222V223H148ZM190 222V221H189ZM196 222V220H195ZM125 223V222H124ZM156 223V222H155ZM174 223V222H173ZM182 222H180L179 224H181ZM15 224V222H14ZM80 224V222H79ZM145 224V226H144ZM216 224V223H215ZM255 224V225H254ZM264 224V223H262ZM47 225V224H46ZM177 225V226H176ZM2 226V225H1ZM77 226V225H76ZM79 226V225H78ZM131 226V227H130ZM45 228V227H44ZM33 229V228H32ZM2 230V229H1ZM11 232H15V236H10L12 235ZM37 233H40L45 236V240L44 237L42 238V241L40 245H42V247L45 245V248L43 250H40L41 246L39 245V247H34L31 245L30 240L29 239H34L36 235H38ZM8 235V236H7ZM6 237V241H3V238ZM39 237V236H37ZM15 239V241H14ZM16 239H18L16 241ZM33 241V240H32ZM9 242V243H8ZM34 242V241H33ZM9 244V245H10ZM33 244V243H32ZM38 244V243H37ZM34 245V244H33ZM52 247V248H51ZM57 247V251L59 250L58 248H60L59 253L56 251ZM114 248L121 252L118 256V258L112 254V256L107 255V250L109 248ZM7 248V247H6ZM39 248V249H38ZM51 248V249H50ZM110 250V249H109ZM108 250V251H109ZM8 251V252H9ZM3 252V253H1ZM116 253V252H115ZM118 254V252H117ZM15 257V258H16ZM12 260V259H11ZM9 261V260H8ZM7 262V261H6ZM10 263V261H9ZM8 263V264H9ZM17 262H15L16 264Z\"/></svg>","mask_w":264,"mask_h":264},{"label":"rangeland","instance_id":"374dc122","mask_svg":"<svg viewBox=\"0 0 264 264\" xmlns=\"http://www.w3.org/2000/svg\"><path fill=\"white\" fill-rule=\"evenodd\" d=\"M24 1V2H23ZM46 1V2H45ZM79 1V2H78ZM98 1V2H96ZM101 1V2H100ZM110 2V3H107ZM113 1L114 0H0V100H4V98H12L14 99L15 103L17 104V107L15 109H10V110H4V109H0V122H3L5 117L7 118L6 120H8V118H11V120L14 118V119H17L18 122L20 123V125L18 126V129L16 128L17 133L19 135H24V136H27L28 134H31L32 136H35V140L37 138H43V139H40L38 141H36V144H35V147L39 146L41 149L39 150H44L45 152L42 153V155H39L41 154V152L39 151V154L37 153H34L35 151L33 150H30L28 149L29 148V145H27L28 147H26V150L24 153L25 154V158H24V162H30L32 163V166L29 164L28 166H26V164H23L22 166H24L22 168V170L25 172L26 176H25V180L24 182L22 183L23 185V189H22V192L20 193H9V194H6L5 193H1L0 194V205L1 206H4L5 207V211L4 213L6 212L7 208L5 206V204L8 202V201H12V204L14 205L15 208H13L12 210H9L8 212L11 213V215L13 216L12 217V220H11V225H12V228L11 229H16L18 226L20 227L22 225V228L25 227L29 230H32L34 231L37 227V224L39 226H41V229L45 232L46 229L52 227L49 226L52 221L54 220L53 217H51L50 214H52V210H55L57 209V207H59L58 205L60 204V207H61V203L57 202L56 200L52 203L54 206L53 207H50V204L48 203V201L46 200V196L45 194L49 193V194H57V196H60L63 194V192H65L64 194L66 195L67 197V201H66V208H64L65 210L69 211V215H74L75 216V220L76 221H73L72 224L70 226L77 228V227H80L83 223L84 225H86V221H90L89 219L92 217V221H90L88 224H91L94 223V224H97V223H106V221L109 223L110 222H114L115 220H113V215L111 216L110 213H111V209L112 211L114 210V208H116L117 205H115V202L116 204H120V205H123L124 201L126 200H123V198H125L127 196V193L125 191H122V189L119 187L118 188H115L114 191L116 192V194H112L113 196H111V199H107L109 201H105V207H102V205H98L97 202H99L100 200H103L101 197L102 195H100V193H92L90 192L89 190H83V187L80 186L82 182L81 181H77V180H80L79 178L75 177L73 178L72 175L73 173H75V170H76V167H78L81 163L82 164H86L87 161L88 164H92V165H95L96 167V170L95 172L97 171V177H94V178H91V179H101L102 178V174L103 172H106L108 171L109 174H112L115 170H113L114 168L117 169L118 167V159H116L117 163L115 162V160H113L112 163L110 164H106V161L105 159H102L101 157L103 156H100V158L98 157L101 152L104 153V149H106L108 151V145L107 144H102L100 140H102V138H106V140H109L111 143H115L117 144V146H119L118 142H120L119 140L117 139H112L111 137H115L113 135L110 136V134L112 133V131L108 130L107 129V126L104 127V131H100V128L99 126L94 127L93 131H91V128L88 127H85L83 128V123H82V126H78L75 124V122L71 119H78V117L81 118L82 121H84V125L86 123H88V121L92 118L90 115H89V111L88 109L89 108H92V109H95L96 106L94 104V101H92L91 99H89L91 97V95H97L100 90H99V83H104V82H108L110 81L109 83H115L117 84L118 86L120 85V87H124L123 85L128 83L129 80L130 81H134V79L136 80L138 77V70L135 69L134 66H131V65H126L125 62L127 64H129L128 62L130 60H138V59H142L143 55H145V52H146V55L147 58L149 57L150 59L151 58H155V59H161L163 60L164 58L162 56L166 55L168 53V51L172 50V48L179 46V45H183L185 46V52H183L184 54L187 53L189 54L190 56L194 57L195 59L199 60L198 63L201 64L203 66V68L205 69H212L214 70L215 67L214 65L212 66V63L211 62H215L217 61L216 63L217 64H220V65H225V66H229V64H227L229 61H228V58L232 57L233 55L239 53V52H242L244 55L243 59H240L239 62H238V65L242 66V67H237L235 70L238 71L239 73H236L234 71V73L237 75L236 79L235 80H227V81H220V82H217V80L215 81V84H217L218 86V91L220 93L224 92L225 91V88L228 87L229 90H232L233 91H237L239 90L240 92H242V90H247L249 88H252V89H256L258 90V94L257 95L259 97L258 100L260 101H264V31L260 33V35H255L254 33L251 34V35H238V36H233L231 31L235 30L236 28L233 27V26H241V27H252L256 21L257 22H260L261 19L263 20L262 18V15L264 14V0H254V3H253V0H249L248 1V5L246 6L247 8V12L244 13V18H237L235 16V13H229L227 15H224L222 13V11H220V8L224 6V3L225 1L227 2H231L232 0H199L198 1V6L192 4L194 1H184V0H173L171 1V3H168V4H162V0H153L154 5L152 7V5L150 6V4H145L144 3L148 0H115V2L119 1L118 3H124V10L128 12V9L130 12H134L133 14L137 17V18H141L143 19L142 21L145 22V25L144 23H140V28L141 30H138L137 31V34H133L131 39H130V42L121 46L118 47L116 46V41L118 43V41L120 40L119 35L116 36L115 38V34H112V32L110 33H107L109 31H111V27L109 25H111V21L115 20V22L118 24L120 21H123V20H126V19H129L131 17H129L128 15L125 16V17H121L119 14H118V11H117V4H115V7H113ZM122 1V2H121ZM131 1V2H129ZM139 1V2H138ZM140 1H143V4H142V7H139V4H140ZM160 3H159V2ZM212 1V2H211ZM224 1V2H223ZM24 3V5L26 7L23 6V4L19 5V3ZM26 2V4H25ZM29 2V4L27 3ZM42 2V3H41ZM66 2V3H65ZM87 2V3H86ZM95 2V3H94ZM105 2V3H104ZM128 2V3H127ZM173 2V3H172ZM205 2V4H204ZM211 2V3H210ZM217 2H220L222 4L223 2V6L219 5L217 6L216 3ZM15 3H17L15 5ZM36 3V4H35ZM38 3V4H37ZM50 3V4H49ZM82 3V4H81ZM112 3V4H111ZM132 3V4H131ZM142 3V2H141ZM157 3V4H156ZM178 3V4H177ZM180 3V4H179ZM183 3V4H182ZM208 3V4H207ZM69 4V5H68ZM96 4V5H95ZM100 4V5H98ZM103 4V5H101ZM111 4V5H110ZM129 4V7H127ZM175 4V5H174ZM188 4V5H187ZM213 4H215V7L213 6ZM57 5V6H56ZM81 5V6H80ZM88 5V6H87ZM132 5V6H130ZM136 5V6H135ZM148 5V6H146ZM179 5V6H177ZM190 5V6H189ZM194 5V6H192ZM209 5V6H208ZM76 6V7H75ZM100 6V7H98ZM106 6V7H105ZM109 6V8H108ZM162 6V7H161ZM166 6V7H165ZM168 6V7H167ZM171 6V9H169ZM174 6V7H172ZM196 6V11L195 12V9H194V12H191V15H193L192 13H194L195 15L193 17H190L189 16V23L186 24V25H183L181 26L183 30L186 31V35L185 37H180V35L178 34H175V32H178L179 30H176L177 27L180 28L179 26H176L174 25V20H175V12L177 10V14L178 16H187L193 8H195ZM212 6V7H211ZM18 7V9H17ZM22 7V8H21ZM26 9H24V8ZM52 7V8H51ZM62 7V8H61ZM96 7V8H95ZM147 7V8H146ZM165 7V8H164ZM178 7L179 8V11H178ZM189 7V10L188 8ZM219 7V8H218ZM20 8V9H19ZM56 8V9H55ZM98 8V9H97ZM111 8V9H110ZM114 8V9H113ZM157 8V9H156ZM185 10H184V9ZM187 8V9H186ZM199 8V9H197ZM205 12H202V11H199L201 10ZM206 8V9H205ZM213 10H212V9ZM23 9L24 10V14H23V17H25L27 24H31L32 25H40V24H47L50 22H52V24H54L55 26V31L58 32H61L62 28L63 29H67L68 30L70 29L71 27V22L73 21H81L82 22V25L83 26V29L79 32H77L76 34L74 33L73 35L75 36H69L71 39L69 40V37L66 36L63 37V39H61L59 45H57L58 48L61 49V52H67V53H48L46 52L43 48L45 47L44 45H46L47 42V39L41 37V38H38V41L40 42H35L36 45H34L35 43H33L34 41L31 42V40L35 37L32 38V35L28 34H20L19 30L16 31L17 29L13 26V25H16L18 20L17 21H12V14H16L19 12V10ZM48 9V10H47ZM73 9V11H72ZM87 11V12H85ZM105 9V10H104ZM113 9V10H112ZM144 9V11H143ZM163 11H162V10ZM183 9V10H182ZM209 9V10H207ZM101 10V11H100ZM111 10V11H110ZM159 10V11H158ZM161 10V12H160ZM169 10V11H168ZM182 10V11H181ZM207 10V11H206ZM22 11V10H21ZM104 11V12H102ZM108 11V12H107ZM147 11V12H146ZM181 11V12H180ZM188 12V13H184V12ZM215 11V12H214ZM27 12H31L30 13H27ZM49 12V13H48ZM55 12V13H54ZM67 12V13H65ZM69 12V13H68ZM102 12V13H100ZM115 12V13H114ZM129 12V13H130ZM136 12V13H135ZM146 12V13H145ZM155 12L157 13L155 15ZM165 12V13H164ZM169 12V14H168ZM180 12V13H179ZM46 13V14H45ZM57 13V14H56ZM95 13V14H94ZM112 13V14H111ZM161 13V14H160ZM164 13V14H163ZM184 13V14H183ZM215 13V14H214ZM224 15H222V14ZM48 14V15H47ZM50 14V15H49ZM75 14V15H74ZM78 14V15H77ZM83 14V15H82ZM104 14V15H103ZM114 14V15H113ZM128 14V13H127ZM139 14V15H138ZM144 14V15H142ZM160 14V15H159ZM163 14V15H162ZM172 14V15H171ZM182 14V15H180ZM42 15V16H41ZM53 17H52V16ZM58 17H56V16ZM99 15V16H98ZM163 17H162V16ZM166 15V16H165ZM171 17H169V16ZM175 15V16H174ZM11 16V17H10ZM31 16V17H30ZM65 16V17H63ZM70 16V17H69ZM95 16V17H94ZM104 16V17H103ZM105 16L107 17H110L112 16L111 18H105ZM119 16V17H118ZM142 16V17H141ZM165 16V17H164ZM170 18H168V17ZM217 18H215V17ZM41 17V18H39ZM60 17V18H59ZM97 17V20H94L96 19ZM102 19H101V18ZM127 17V18H126ZM149 17V18H148ZM153 17V18H152ZM163 18V20H160V18ZM214 17V18H213ZM12 18V19H11ZM43 18V19H42ZM49 20H48V19ZM51 18V19H50ZM66 18V19H65ZM115 18V19H114ZM120 18V21H118L117 19ZM125 18V19H124ZM157 18V19H156ZM166 18V19H165ZM250 18V19H249ZM31 19V20H30ZM58 19V20H57ZM72 19V20H71ZM95 22L98 21L99 19V22L96 23V24H93L95 22H93V20ZM140 19V20H141ZM151 20V21H148V20ZM159 19V20H158ZM173 19V20H172ZM197 19V20H196ZM211 19V20H210ZM215 19V20H214ZM24 20V19H23ZM43 20V21H42ZM48 20V21H47ZM52 20V21H51ZM53 20H54V23H53ZM60 20V21H59ZM64 20V21H63ZM88 20V21H87ZM157 20V21H156ZM172 21V25L170 24L171 21ZM193 20V21H192ZM196 20V22H195ZM237 20H241V21H237ZM31 21V22H30ZM91 21V22H90ZM148 21V22H146ZM163 22V24L165 25V28H163V32L162 34H160V36H156V35H153V34H150V33H154V32H157L158 30L154 29L156 27V24H158V22ZM168 21V22H166ZM191 21V22H190ZM214 21V22H213ZM20 22V21H19ZM67 22V23H66ZM70 22V23H68ZM86 22V23H85ZM104 22V23H103ZM198 22L200 24H198ZM203 22V23H201ZM210 22V23H209ZM56 23V24H55ZM63 23V24H62ZM84 23V24H83ZM149 25H148V24ZM154 23V24H152ZM167 23V24H166ZM196 25H195V24ZM63 26H62V25ZM92 24V25H90ZM100 24L102 26H100ZM104 24H107V25H104ZM109 24V25H108ZM116 24V25H117ZM132 24V23H130ZM152 24V25H151ZM209 24V25H208ZM1 25L3 27H1ZM12 25V26H11ZM127 25V24H126ZM125 25V29L124 28V25L121 27L120 26V30L124 31L123 33L126 34V29L129 27ZM139 25V24H138ZM144 25V28H142ZM147 25V26H146ZM171 25V27L169 26ZM68 26V27H66ZM176 29H174L175 27ZM204 26V27H203ZM208 26L214 28V31L213 33H209L207 35H202L203 34V31L204 32H207V29H208ZM11 27V28H10ZM61 27V28H60ZM66 27V28H65ZM153 27V28H152ZM166 27H169L166 31ZM2 28V29H1ZM7 30H4L6 29ZM99 28V30H97ZM106 28V29H104ZM147 29L144 31V29ZM151 30H150V29ZM16 29V30H15ZM86 29V30H85ZM91 29V30H90ZM104 29V30H103ZM154 29V30H153ZM196 29V30H195ZM3 30V31H2ZM13 30V31H12ZM89 30V31H87ZM173 32V33H171ZM176 30V31H175ZM195 30V31H194ZM84 31V32H83ZM87 31V32H85ZM91 31V32H90ZM95 31V32H94ZM99 31V32H98ZM101 31V32H100ZM146 31H147V34H146ZM151 31V32H150ZM194 31V32H193ZM196 31H198V33H195ZM82 32V33H81ZM150 32V33H148ZM167 32V33H165ZM105 33V34H104ZM147 35L146 37L143 38V35ZM171 33V35H169ZM12 34H14L12 36ZM21 36H20V35ZM84 34V35H83ZM89 34V35H88ZM100 34V35H99ZM155 34V33H154ZM167 34V35H166ZM172 34H174L172 36ZM225 34V35H224ZM6 35V36H5ZM9 35V36H7ZM12 37H11V36ZM24 35V36H23ZM80 35V36H79ZM103 35V36H102ZM105 35V36H104ZM107 35V36H106ZM151 35H153L154 37H151ZM197 35V36H195ZM16 36V38H15ZM30 36V37H29ZM84 36V37H82ZM86 36V37H85ZM88 36V37H87ZM99 36V37H98ZM163 36V37H161ZM165 36V37H164ZM167 36V37H166ZM176 36V37H175ZM26 37V38H25ZM29 37V38H28ZM75 39H74V38ZM78 37V38H77ZM79 37H80V40H79ZM98 37V38H97ZM157 37V38H156ZM168 37H171V38H168ZM179 37V38H178ZM9 38H11V40H9ZM14 38V40H13ZM19 40H18V39ZM22 38V40H21ZM86 40H85V39ZM97 38V39H96ZM108 38V39H107ZM176 38V39H175ZM181 38V39H180ZM197 38V39H196ZM216 39L217 42H216V46H215V52H211L210 49H209V39ZM30 39V40H29ZM33 39V40H34ZM60 40V38H58ZM74 39V40H72ZM88 39V40H87ZM145 39V41H144ZM154 41H153V40ZM160 39V40H159ZM196 39V40H195ZM6 40V41H4ZM17 40V41H16ZM63 40V41H62ZM77 40V41H75ZM104 40V41H102ZM123 40V39H122ZM140 40V41H139ZM148 40V41H147ZM162 40V41H161ZM168 40V41H167ZM191 40V41H190ZM13 41V42H11ZM30 41V42H29ZM42 41V42H41ZM69 41V42H68ZM102 41V42H100ZM114 41V43H113ZM139 41V42H138ZM159 41V42H158ZM167 41V42H165ZM193 41V42H192ZM198 41V42H196ZM17 42V43H16ZM23 42V43H21ZM44 42V43H43ZM112 44H111V43ZM137 42V43H136ZM158 44H157V43ZM169 42V43H168ZM195 42V43H194ZM212 41H210L211 43ZM9 43V44H7ZM12 43V44H10ZM25 43V44H24ZM33 43V44H32ZM40 43L42 44V46H40ZM66 43V44H65ZM142 43V44H141ZM155 43V44H154ZM160 43V44H159ZM218 43V45H217ZM14 44V45H13ZM63 44V45H62ZM78 44V45H77ZM111 44V45H110ZM115 44V45H114ZM135 44V45H134ZM145 44V45H144ZM147 44V45H146ZM212 44V43H211ZM7 45V47H6ZM20 45V46H19ZM23 45V46H22ZM33 45V46H32ZM75 45V46H74ZM83 45V46H82ZM96 45V46H95ZM102 45V46H101ZM143 45V46H142ZM148 45L151 47V49H149L150 47H148ZM165 45V46H164ZM168 45H170L171 47H168ZM10 46V47H9ZM44 46V47H43ZM56 46V45H55ZM66 46V47H65ZM78 46V47H77ZM94 46V47H93ZM114 46V47H113ZM116 46V47H115ZM137 50H136V48ZM246 46H248V48H246ZM14 47V49H13ZM32 47V48H31ZM65 49H64V48ZM88 47V48H87ZM97 47V49H96ZM107 47V48H106ZM132 47V49H131ZM140 47H142L144 50L139 49ZM156 47V48H155ZM162 47H165V48H162ZM168 47V49H167ZM250 47V48H249ZM10 48V49H9ZM17 48V49H16ZM41 48V49H40ZM63 48V49H62ZM70 48H77V49H80V48H83L81 52H77V53H74L72 50H69ZM95 48V49H94ZM101 48V49H100ZM104 48V49H103ZM118 48L120 49L118 51ZM134 48V49H133ZM20 49V50H19ZM89 49V50H88ZM114 49V50H112ZM117 49V51H116ZM157 49V50H156ZM255 49V50H254ZM258 49V50H257ZM9 50V51H7ZM17 50V51H16ZM29 50V51H28ZM65 50V51H64ZM68 50H69V53H68ZM88 50V51H87ZM95 50V51H94ZM103 50V52H102ZM122 50V52H120ZM125 50V51H124ZM146 50V51H145ZM153 50V51H152ZM261 50V51H260ZM17 53H16V52ZM22 51V52H21ZM25 51V52H24ZM29 53H27V52ZM43 51V52H41ZM84 51V52H83ZM99 51V52H97ZM106 51V52H105ZM109 51V52H108ZM127 51H129V53H127ZM138 51V52H137ZM141 51H144V52H141ZM159 51V53L157 52ZM162 51V53H161ZM166 51V53L164 54V52ZM245 51V52H243ZM260 51V52H259ZM33 52V53H32ZM95 52V53H94ZM120 52V53H118ZM254 52L253 55H251V53ZM25 53V54H23ZM45 53V54H44ZM73 53V54H72ZM93 53V54H92ZM99 53V54H98ZM103 53V55L101 54ZM110 53V54H109ZM112 53V54H111ZM123 53V55H122ZM126 53V54H125ZM149 55H148V54ZM154 53L155 56H154ZM35 54V55H34ZM43 54V55H42ZM47 54H50L47 56ZM65 56H63V55ZM69 54V55H68ZM71 54V55H70ZM97 54V55H96ZM107 54V55H106ZM136 54V55H135ZM151 54V56H150ZM41 55V56H40ZM55 55V56H53ZM56 55H57V58H56ZM62 55V56H60ZM73 55V56H72ZM81 55V56H80ZM90 55V56H89ZM121 55V56H120ZM139 55V56H138ZM153 55V57H152ZM160 55V56H158ZM246 55V57H245ZM19 56V57H18ZM68 56V57H67ZM76 56V57H75ZM87 56V57H85ZM94 56V57H92ZM97 56V58H96ZM115 56V57H114ZM126 56V57H125ZM129 56V57H128ZM132 56V57H131ZM142 56V57H141ZM144 56V57H145ZM17 57V58H16ZM24 57H27L24 59ZM55 57V58H54ZM78 57V58H77ZM89 57V58H88ZM103 57V58H102ZM121 57V58H120ZM128 57V59H127ZM139 57V58H138ZM159 57V58H158ZM43 58V59H42ZM72 60H71V59ZM81 58L82 61H79ZM87 58V59H86ZM111 58V59H110ZM125 58V59H124ZM148 58V59H149ZM206 58H209V59H206ZM214 59V60H211V59ZM32 59V60H31ZM55 59V60H54ZM64 59V60H63ZM78 59V60H77ZM84 59L86 60H89V61H84ZM106 59V60H105ZM130 59V60H129ZM25 60V61H24ZM31 60V61H30ZM36 60V61H35ZM41 60V61H40ZM74 62V64L70 63L71 61ZM77 60V61H76ZM102 60V61H101ZM111 60V61H109ZM120 62H119V61ZM128 60V62H127ZM23 61V62H22ZM114 61V62H113ZM117 61V62H116ZM133 61V62H134ZM158 61V60H157ZM227 61V62H226ZM11 62H14V63H17L20 62V67L19 69H15L14 66H12V63ZM81 62V63H80ZM87 62V63H85ZM91 62V63H90ZM103 62V63H102ZM123 62V63H122ZM132 62V63H133ZM160 62V60H159ZM157 62V63H159ZM196 62V61H195ZM27 63V64H26ZM44 63V64H43ZM65 63L67 65H65ZM79 63V64H78ZM94 63V64H93ZM119 63V64H118ZM248 63V64H247ZM263 63V64H262ZM40 64H43L40 65ZM51 64V65H50ZM92 64V65H91ZM27 65V66H26ZM40 65V66H39ZM106 65H108V68L105 70L104 68H106ZM126 65V66H124ZM263 65V66H262ZM38 66V67H37ZM68 68H67V67ZM118 66V67H117ZM123 66V67H122ZM18 67H19V64H18ZM95 67V68H93ZM98 67V68H97ZM102 67V68H101ZM244 67V68H243ZM49 68V69H48ZM70 68V69H69ZM120 68V69H119ZM128 68V69H127ZM130 68V69H129ZM201 68L199 65H196V69H199ZM250 68V69H249ZM34 69V70H33ZM44 69V71L42 70ZM65 69V70H64ZM141 69H145L147 73H152L153 75H157V76H162L161 72H156L155 68L154 69H151L150 67H142ZM256 69V70H255ZM63 70V71H62ZM125 70V71H124ZM127 70V72H126ZM134 70L136 71L135 74L133 73ZM243 70V72H242ZM76 71V72H75ZM122 71V72H121ZM129 71V73H128ZM200 71V70H199ZM202 71V69H201ZM64 72V73H63ZM113 72V74H112ZM119 74H118V73ZM133 74H132V73ZM17 73V74H16ZM21 73V74H20ZM107 74V75H105ZM126 74V75H125ZM66 75H67V78H66ZM76 75V76H75ZM105 75V76H104ZM119 75V76H118ZM134 75V76H133ZM163 75L165 77H167V73H163ZM185 77H188L190 75L192 76H195V77H203V74L200 73V72H193L191 73L190 75H185L183 74ZM23 76V77H22ZM65 76V77H64ZM81 76H85L83 77V79L81 78ZM127 76V77H125ZM136 76V77H135ZM245 76V77H244ZM44 77V78H43ZM49 77H51L50 79H48ZM53 77V78H52ZM58 77V78H56ZM69 77H72L69 79ZM91 78L89 79L88 81V78ZM94 77V78H93ZM119 77V78H118ZM243 77V78H242ZM93 78V79H92ZM101 78V79H100ZM105 78V79H104ZM121 78V79H120ZM97 79V80H96ZM120 79V80H118ZM124 79V80H123ZM42 80V81H41ZM66 80V82L64 81ZM92 80V82H90ZM114 80V81H113ZM118 80V81H117ZM128 80V81H127ZM215 80V79H214ZM51 81V82H50ZM88 81V82H87ZM112 81V82H111ZM117 81V82H116ZM123 81V82H122ZM235 81V82H234ZM36 82V83H35ZM48 84H46V83ZM50 82V83H49ZM68 82V83H67ZM223 82V83H221ZM233 82V83H232ZM249 82V83H247ZM19 83V84H18ZM40 83V84H39ZM45 83V84H44ZM55 83V85H54ZM73 83V84H72ZM88 83V84H87ZM244 83V85H243ZM254 83V84H253ZM69 84H71L72 86H74V89L75 88H81V92L83 94H75L74 93V89L72 87H69ZM222 84V86H221ZM237 84L235 87L234 85ZM253 84V85H252ZM44 85V86H43ZM98 85V86H97ZM117 85H115V87H117ZM224 85V86H223ZM226 85V86H225ZM54 86V87H53ZM81 86V87H80ZM84 86V87H82ZM93 86V87H92ZM97 86V87H95ZM256 86V87H255ZM262 86V87H261ZM41 87V88H40ZM51 87V88H49ZM57 87V88H56ZM259 87V89H257ZM261 87V88H260ZM37 88V89H36ZM234 88V89H233ZM238 88V89H237ZM36 89V90H35ZM61 89V90H60ZM64 89V90H63ZM92 89V90H91ZM118 89V88H117ZM47 90V93H45V91ZM60 90V91H59ZM44 91V92H43ZM51 91V92H50ZM87 91V93H86ZM95 92V93H94ZM109 93L111 94H108L109 97H115L116 94L118 92H115V89L109 91ZM69 94L71 96H69ZM44 96V97H43ZM46 96V97H45ZM52 96V97H51ZM68 96L70 98H68ZM130 95L126 96L127 98L129 97ZM227 96V97H226ZM256 95H254L253 93H251V96L249 100H244V101H241V102H238L237 98L236 97H231L230 93H227L224 97H223V101L225 102H228L227 105L231 104V103H234L236 104L238 107L236 109V112H240V111H244L246 112L247 110H249L248 108L251 107L254 103V105L256 104V99L255 97L257 98ZM41 97V99H40ZM49 97V98H48ZM51 97V98H50ZM253 97V99H252ZM29 98V99H28ZM48 98V99H46ZM27 99V100H26ZM120 99V98H119ZM124 99V98H123ZM230 99V100H229ZM29 100V101H28ZM33 100H35L36 102L33 103ZM66 100V101H65ZM115 100L114 98L112 99V101ZM229 100V101H227ZM122 101L121 100H118V102ZM237 101V102H236ZM253 101V102H252ZM1 102V101H0ZM116 102V100H115ZM242 102H245V104ZM41 103V104H40ZM242 105H241V104ZM247 103V104H246ZM249 103V104H248ZM252 103V104H250ZM20 104V105H19ZM33 104V105H31ZM39 104V105H38ZM43 104V105H42ZM244 106V107H243ZM249 106V107H248ZM264 106V105H263ZM49 107V108H48ZM1 108V107H0ZM240 108H242L240 110ZM19 109V110H18ZM144 109V108H143ZM222 110L221 111H218L217 113L220 114L222 113V111H225V108L222 107L221 108ZM22 111L26 112L25 110H27L28 112H30L31 114H29V116H26L23 115L20 113ZM33 110V111H32ZM42 110V111H40ZM48 110V111H47ZM240 110V111H238ZM18 111V112H17ZM145 111V109H144ZM46 114H45V113ZM96 112V111H95ZM94 112V113H95ZM159 111H157L158 113ZM38 114V115H35V114ZM50 113V114H48ZM166 113V112H165ZM248 113V114H247ZM255 112L253 111H247L246 112V116L247 119H248V116L249 118H252V119H248V120H251V123L253 125H251L250 123H247L246 125H244L242 127V130L243 131H240L241 132H245L244 133L245 135H248L250 136L253 132L257 133V131H259V139L257 144L259 145L261 142L262 145H261V152L262 153V156L259 155V153H256L257 151L256 150H259L258 148L259 147H256L254 146V148H256L254 151L256 156L257 157H254V158H248V161H249V164H251V162H258V161H261L264 162V116L263 114H253ZM7 114V115H6ZM41 114V115H40ZM139 115V113H135L133 116L136 118L137 116ZM145 114H146V111H145ZM160 114V113H159ZM227 114V115H226ZM225 114L224 118L227 120V122H225L226 124H223L222 125V128H219L217 130H223L225 133H228L221 136V137H218L217 141L214 142V145H211L208 146V143L207 141L205 142V144L203 145H197V144H189L188 147L184 148L185 150H190L191 153L193 154L194 152L197 153V155L195 154L194 156H191L193 158V162H196V160H199L200 157L204 156L208 157L207 160L208 163H210L213 167V165L217 166V168L219 169H216L217 171L216 172H220L221 173H216L215 171H211V172H207V170H201L200 173L202 174V177H201V181L205 180L207 181L206 184L209 185V187H211V191L213 194H216L218 193V191L221 192V196L216 200V198H214V200H212V204L209 203L207 204V212L209 213V216H202V220L203 221H207L208 223H211V224H214V225H218L220 224V226L222 225V223H220L221 221H218L217 217L214 216V214H221V212L224 214H226L227 211H229L231 214H236L238 212L237 210V205L235 204V197L239 198L241 196H243L246 192V191H249L250 189L247 187V185H251V184H243L242 181H236L234 178L233 180L232 177H228L226 176V170L230 171L231 170H234V169H239V167H237L240 163L238 160H234L233 161V156L236 157L237 155H234L235 152H237L238 149H235L237 146V144L235 143L236 139L232 138V135L233 133L236 132V128L233 124H231L232 121H235L237 122V118L236 116L234 117L233 116V112H228ZM231 114V115H230ZM251 114V115H250ZM260 117L257 116V115ZM19 115V116H18ZM34 115V116H33ZM54 117H53V116ZM64 115V116H62ZM256 119H255V117ZM52 116V117H51ZM251 116V117H250ZM13 117V118H12ZM43 117V118H42ZM47 117V119H46ZM51 119V121H49V119ZM51 117V118H50ZM65 117V118H64ZM69 117V118H68ZM29 118V119H28ZM35 118V119H34ZM68 118L69 121L66 120V123L64 119ZM218 118V117H217ZM230 118V119H229ZM232 118V120H231ZM234 118V119H233ZM21 119V120H20ZM23 119V120H22ZM54 119V121H53ZM57 119V120H55ZM63 121H62V120ZM126 119L125 117H122V120ZM2 120V121H1ZM27 120V121H26ZM29 120V121H28ZM34 120V121H32ZM44 120V121H43ZM219 120V118H218ZM224 120V119H223ZM255 120H256V123H257V120L259 121L257 124L255 123ZM39 121L42 122L39 123ZM49 121V122H48ZM53 121V122H52ZM56 121H57V124H56ZM76 121V120H75ZM59 122V123H58ZM65 122V123H64ZM229 122H230V126H229ZM22 123V124H21ZM50 124V125H49ZM53 124V125H52ZM228 124V125H227ZM255 124V125H254ZM45 125V126H44ZM52 125V126H51ZM61 125V126H60ZM237 125V124H236ZM248 125V127H247ZM258 125V126H256ZM261 125V126H260ZM23 126V127H22ZM25 126V127H24ZM27 126V128H26ZM49 126V127H48ZM63 126V127H62ZM229 126V127H228ZM232 126H234V128H231ZM255 126V127H254ZM260 126V127H259ZM22 127V128H21ZM41 129V132H40V135L37 134V128ZM228 127V129L226 128ZM237 127V126H236ZM250 127H254V129H256V131H253L252 128ZM258 127V128H257ZM43 128L45 130V134H43ZM51 128V129H50ZM246 128H250V131H248V129L246 130ZM4 129V128H3ZM6 129H10L12 130V127H7ZM232 129V130H230ZM236 129V130H235ZM259 129V130H258ZM31 130V131H30ZM235 132H234V131ZM263 132H262V131ZM22 131V132H21ZM29 131V132H28ZM35 131V133H34ZM89 131V133H88ZM148 130H145V132H147ZM228 131V132H227ZM238 131V130H237ZM92 132V133H91ZM96 132V134H95ZM101 132V134H100ZM25 133V134H24ZM179 133V132H178ZM261 133V134H260ZM80 134V135H79ZM88 134V135H87ZM91 134V135H90ZM105 134V136H104ZM230 134V135H229ZM243 134V133H242ZM243 134V135H244ZM250 134V135H249ZM44 135V136H43ZM103 135V137H102ZM81 138H80V137ZM86 136V137H85ZM224 136H228L229 138L225 137V138H222ZM254 136H256L254 134ZM262 136V137H260ZM82 137H85L84 139H90L89 142H95L93 144H86V142L84 141V139H82ZM99 139H98V138ZM93 138V139H92ZM109 138V139H108ZM233 140H232V139ZM251 138H255L253 137V135L251 136ZM92 139V140H91ZM230 139V142L228 141L227 143L225 142L226 140ZM261 139V140H260ZM9 140V141H8ZM34 140V139H32ZM43 140V141H42ZM80 140V141H79ZM221 140V141H220ZM52 141V142H51ZM152 141V140H151ZM155 140L153 139V145L152 143H148L147 144V148H150V155L149 156H154L153 158L152 157H148V159H151V160H148L147 162H143L142 165L140 164V166L138 167H143V165L145 166V169H149L151 168V165L153 163L154 166H156L157 164V167L156 169L159 171H157L155 168H154V174H155V183L153 182V184H151L152 182H150L148 188H152L154 195L155 196L154 198L152 197V195H149L148 194V197H149V205L150 206V211L152 212L154 210V216H153V213L152 214H149L147 219H146V225H151L152 227H158V223H159V226H163V225H170V223H172L171 225L175 226V224H177L178 226H184V225H187V224H191V223H197L198 222V216L196 214V212L194 211L195 208H198L196 206L194 207H191L189 204L185 205L183 203V201L181 199H178V195H177V190H175L177 187H178V181H180L179 179H181V177L185 174V171L187 169L190 170V168H192V166H187V161L186 159H184L183 161H181V158H177L175 157L173 154H171L170 157H167V164L164 162L163 158L161 159L160 156H158L159 154L161 155L162 153H164L163 151H161V148H159L158 146V143L159 142H154ZM235 141V142H234ZM33 141L30 140V147L32 146V148L34 147V145H32ZM226 143L225 144H222V143ZM233 142V143H232ZM10 143V144H8ZM38 143V144H37ZM40 143V144H39ZM52 143H55L54 145H51ZM97 143V144H96ZM157 143V144H156ZM230 143V144H229ZM42 144V145H41ZM151 144V145H150ZM222 144V145H221ZM232 144V145H231ZM234 144V145H233ZM0 145L3 146L5 145L7 147L8 145V148H9V151H15L13 150L14 146L12 144V142H10V137H8V134L5 135V133L3 132V130H1L0 128ZM46 145V146H45ZM96 145V146H95ZM221 145V147H220ZM44 146V147H43ZM100 146V147H99ZM158 148H157V147ZM194 146V147H192ZM196 146V147H195ZM206 146H208L206 148ZM232 148H231V147ZM234 146V147H233ZM37 147V148H39ZM81 147H93L94 148V151H96V153H93L91 151H88L86 154H85V158H80L81 156ZM155 147V148H154ZM189 147H192V148H189ZM205 147V149H204ZM218 147H220L218 149ZM71 148V149H70ZM97 148V149H96ZM138 149V147H136ZM211 149V150H208ZM224 148V149H223ZM234 148V149H233ZM47 149V150H46ZM73 149V151H72ZM75 149V151H74ZM173 149L177 150V149H181V148H177V147H173ZM204 149V150H203ZM217 149V151H216ZM222 151H219L221 150ZM229 151H228V150ZM232 149V150H231ZM251 149V148H250ZM119 150H122L121 147H119ZM155 150V152H154ZM157 150V152H156ZM184 150V151H185ZM236 150V151H235ZM33 152V155L36 154V158L35 156H33L32 154L30 155V153ZM47 151H50V152H47ZM70 151V152H69ZM152 151V152H151ZM205 151V152H204ZM216 151V152H215ZM225 151V152H223ZM230 152L228 154V152ZM232 151V152H231ZM235 151V152H233ZM249 151V150H248ZM52 152V153H51ZM74 152V153H73ZM202 152V153H201ZM211 152H213V154H211ZM18 153V154H17ZM47 153V154H46ZM185 153V152H184ZM201 153V154H200ZM210 153V154H209ZM243 153V152H242ZM13 154V153H12ZM27 154V155H26ZM32 156L31 158V161H30V158L29 156ZM218 154V156H217ZM228 154V155H227ZM233 154V155H232ZM51 155V156H50ZM52 155L54 160L51 161V158H52ZM89 155V156H88ZM213 155V156H212ZM225 155V156H224ZM242 155V154H239V156ZM259 155V156H258ZM18 156V157H17ZM40 156V157H39ZM42 156V157H41ZM92 156L94 157V160L92 158ZM157 156V158H156ZM211 156V157H210ZM224 156V161L221 157ZM15 157V158H14ZM22 157V156H21ZM20 155H19V152L16 151L15 152V155L13 157H11L10 161H6V159L3 160V157L0 155V180L4 179L5 177H3L6 173L5 170H7L6 166L7 164H10V163H18L19 162V159H21ZM227 157V158H226ZM232 157V158H231ZM243 157V156H241ZM79 158V159H78ZM98 161H96L95 160ZM154 158H156V160H154ZM184 158H185V155H184ZM196 158V159H195ZM213 158V160L211 159ZM218 160L216 161L215 160ZM237 158V157H236ZM255 158L257 159L255 161ZM87 159V160H86ZM101 159V160H100ZM174 159V160H173ZM231 159V160H230ZM242 159V158H241ZM251 159H254V160H251ZM259 159V160H258ZM17 160V161H16ZM48 160H50L51 162H49ZM85 163H84V161ZM154 160V161H153ZM158 160V162H157ZM212 160V161H211ZM215 160V161H214ZM16 161V162H15ZM92 161V162H91ZM95 161V162H94ZM173 161L174 164H173ZM178 161V162H176ZM224 161V162H223ZM233 161V162H232ZM237 161V162H236ZM79 162V163H78ZM157 162V163H156ZM170 162V163H169ZM220 162V163H219ZM36 165H35V164ZM78 163V164H76ZM151 163V164H150ZM163 163V164H162ZM230 163V164H229ZM234 163V164H233ZM237 163V164H236ZM243 163V162H242ZM104 164V165H103ZM184 164V166H183ZM225 164V165H224ZM227 164V166H226ZM47 165V166H46ZM78 165V166H76ZM101 165H103L101 167ZM115 165V166H114ZM152 165V166H153ZM177 165H179L178 167H176ZM181 165V166H180ZM231 165V166H230ZM34 166H36L34 168ZM46 166V167H45ZM150 166V167H149ZM159 166V167H158ZM160 166H164L163 167H160ZM175 168H174V167ZM226 166V167H224ZM235 166V167H234ZM258 167L259 164H257ZM19 167V166H18ZM33 167V168H32ZM105 167V169H104ZM108 167V170H106ZM170 167V171L174 172L175 175L171 178L168 179V177L164 178L165 175H167V171L166 170H169L167 168ZM237 167V168H236ZM241 167V166H240ZM29 168V169H28ZM40 168V169H39ZM100 168V169H99ZM214 168V167H213ZM263 168V170H261ZM25 169V170H24ZM34 169V170H33ZM47 171H46V170ZM70 169V170H69ZM73 169V170H72ZM162 169V170H161ZM173 169V170H172ZM51 170V171H50ZM64 170V171H63ZM72 170V171H71ZM164 170V171H163ZM241 170H242V167H241ZM38 173H36V172ZM43 171V172H41ZM61 171V173H60ZM67 171V172H66ZM99 171H102L101 173ZM162 171V173H161ZM2 172V173H1ZM50 172V173H49ZM64 172V173H63ZM65 172L67 173V176L65 174ZM71 172V175L70 173ZM204 174H203V173ZM215 172V174L213 173ZM36 173V174H34ZM48 173V174H47ZM56 173V175H54ZM57 173H60L61 175L63 176H60V174H57ZM100 173V174H98ZM107 173V172H106ZM160 173V174H158ZM208 173V175H207ZM224 175H223V174ZM255 173L257 174H261V173H264V163L263 165H261V168L258 169V171H255ZM32 174V176H28ZM182 174V175H181ZM211 174V175H210ZM36 175V176H35ZM46 175V176H45ZM70 175V176H69ZM213 175V176H212ZM216 175V176H215ZM7 176V175H6ZM52 176V177H51ZM54 176V177H53ZM205 176V177H204ZM220 176V177H219ZM264 174L262 175H259L257 176V180L255 181L256 184L255 186H258V185H261L262 187L263 184H264V181H263V177ZM44 177V179H43ZM56 177H58L56 179ZM61 177V178H60ZM66 177V178H65ZM68 177V178H67ZM228 177V178H226ZM29 178V179H28ZM31 178V179H30ZM46 178V179H45ZM53 179V184H50V185H47L46 183V180L47 179ZM157 178V180H156ZM213 178V180H212ZM219 178V179H218ZM224 178V179H223ZM227 181H226V179ZM39 179V180H38ZM74 179V180H72ZM85 179H88V178H85ZM260 179V180H259ZM23 180V179H22ZM35 180V181H34ZM61 180V181H60ZM165 180L167 181V183L165 182ZM217 180V181H216ZM231 180V181H230ZM18 181H21L18 180ZM58 181V182H57ZM74 181V182H73ZM76 181V182H75ZM166 183L169 187L165 186V184L163 183ZM168 181H171L170 183ZM173 181V182H172ZM226 181V182H224ZM234 181V183H233ZM235 181L237 184L240 185V187L238 186L237 187V184H235ZM9 182V181H8ZM159 183V188H158V183ZM247 181H245L246 183ZM63 183V184H61ZM72 183L76 186H73ZM211 186H210V184ZM213 183V184H212ZM222 183V184H220ZM225 183H227L225 185ZM230 183V184H228ZM232 183V184H231ZM244 185V188H246V190L243 187ZM79 184V186H78ZM219 184V185H218ZM224 184V185H223ZM45 185H47L48 187L45 188ZM52 185V186H51ZM57 186V187H54ZM61 185L64 186L63 188L59 187ZM70 185V186H69ZM157 185V187H155ZM164 185V186H163ZM213 185V186H212ZM66 186L68 188H66ZM177 186V187H175ZM221 186V187H219ZM235 186H236V189H235ZM252 186V191H249L247 192L246 194H248L249 196H246L247 198H251V199H254L253 200H250V198L248 200H245L244 203L245 204H250V205H253V203H255L253 206L255 207L253 209V212L254 211H257V214L258 212H260V210H257V208H261L264 213V198H263V195L261 196L260 194H256V188L254 185H251ZM69 187H72V188H69ZM82 187V189L80 190V188ZM172 187V189H170ZM175 187V189H174ZM213 187V188H212ZM219 187V188H218ZM262 187H259L258 186V189L259 188H262ZM66 188V190L64 189ZM76 188V189H75ZM164 188V189H163ZM168 188V189H167ZM218 188V189H217ZM239 188V189H238ZM160 189V190H159ZM229 189V190H228ZM234 189V190H233ZM242 189V190H241ZM255 189V190H254ZM42 190L43 191H47L45 192V194L40 198V202L36 203L37 204V207H41V213H40V216L38 215H35V210H36V204H34L32 201L35 200L36 198V193H38L37 195H40L42 194ZM76 190H79L76 191ZM110 190H113V189H110ZM165 190V191H164ZM168 190V191H167ZM215 190V191H214ZM67 191V192H66ZM70 191V192H68ZM102 191H105V190H102ZM163 191V192H162ZM167 191V192H166ZM233 191V192H232ZM241 193V194H236L235 193ZM255 191V192H254ZM75 192V193H74ZM77 192V193H76ZM152 192V193H153ZM160 192V193H159ZM162 192V193H161ZM166 192V193H165ZM69 193V194H67ZM80 193H81V196H80ZM90 193V194H89ZM167 193H169L167 195ZM176 193V194H175ZM244 193V194H243ZM85 194V195H84ZM89 194V196H87ZM93 194V195H92ZM168 196H166V195ZM68 195L69 196H73L71 198L68 199ZM98 195V197H97ZM116 195V196H115ZM165 195V196H164ZM30 196V197H29ZM75 196V197H74ZM82 197V199L84 198L83 202L78 198V197ZM118 196V197H117ZM123 198H121V197ZM232 196V197H231ZM93 197L95 199H93ZM147 197V199H148ZM26 198V199H25ZM90 198V200H89ZM118 198V199H117ZM120 198V199H119ZM151 198V199H150ZM177 198V199H176ZM19 199V200H18ZM74 199V200H73ZM93 199V200H91ZM97 199V200H96ZM153 199V200H152ZM155 199V200H154ZM161 199V200H160ZM46 200V201H44ZM79 200H80V203H79ZM119 200V201H118ZM159 200L161 202H159ZM178 201V203L176 201ZM220 200V201H219ZM32 202L34 205H28V204H25L26 202ZM72 201V202H71ZM74 201V202H73ZM89 201V202H88ZM96 201V202H95ZM112 201V203H111ZM122 201V202H121ZM147 201V200H146ZM156 203L157 202V205L156 204H152L153 202ZM168 202V205H166L167 202ZM218 201V202H217ZM78 204H77V203ZM92 202V203H91ZM96 204H95V203ZM110 202V203H109ZM120 202V203H118ZM164 202H165V205H164ZM181 202V203H180ZM197 204H199L198 201H196ZM217 202V203H216ZM220 202V203H219ZM86 203V205H85ZM94 203V204H93ZM108 203L110 205H108ZM219 203V204H218ZM64 204V203H63ZM75 204V205H74ZM92 204V205H91ZM107 204V205H106ZM113 204V206H111ZM161 205L159 207V205ZM184 204V205H183ZM216 204V206H215ZM42 205L44 207H42ZM74 205V207H73ZM83 205V206H82ZM91 205V206H90ZM153 205V206H152ZM155 205V206H154ZM164 205V207L162 206ZM199 205H202V204H199ZM32 206V207H31ZM111 206V207H110ZM157 206V209L155 208ZM183 206V207H182ZM205 205H202V207L204 208ZM46 207H50L49 208H46ZM80 207V208H79ZM85 207V208H84ZM98 207V209H97ZM154 209H153V208ZM160 209H159V208ZM176 207V208H175ZM189 207V208H188ZM29 208V209H28ZM31 208V209H30ZM53 208V209H52ZM94 208V210H93ZM96 208V209H95ZM163 208V209H162ZM165 208V209H164ZM173 208V209H172ZM200 208V207H199ZM215 208V209H214ZM249 208V207H247ZM52 209V210H51ZM76 211H75V210ZM80 209V210H79ZM92 209V211H91ZM153 209V210H152ZM186 209V210H185ZM256 209V210H255ZM98 210V212H97ZM108 210V211H107ZM159 210V211H158ZM163 210V212H162ZM168 210V211H167ZM174 210V211H173ZM184 210V211H183ZM201 210V208H200ZM87 211H88V215L90 214V212H92V214L89 215L88 218H85L83 219L81 216H82V213L83 214H87ZM104 211L106 212V214L104 213ZM159 214V218L160 220H158V213ZM161 211V212H160ZM182 211V212H181ZM214 211V212H213ZM30 212V213H29ZM32 212V213H31ZM34 212V214H33ZM79 212V214H78ZM173 215H171V213ZM176 212V213H175ZM192 215H191V213ZM194 212V213H193ZM60 213V212H59ZM101 213V214H100ZM157 213V214H156ZM199 213V212H198ZM14 214V215H13ZM30 214V215H29ZM33 214V215H32ZM81 214V215H80ZM95 214V215H94ZM105 214V215H104ZM107 214H109L110 216H108ZM156 214V215H155ZM175 214V215H174ZM178 214V215H177ZM185 216H184V215ZM45 215V216H44ZM47 215V216H46ZM92 215V216H91ZM99 215H103L105 217H100ZM171 215V217H170ZM179 218H177L176 217ZM181 215V216H180ZM187 215V217H186ZM189 215V216H188ZM191 215V216H190ZM201 215V214H200ZM34 216V217H33ZM79 216V218L77 217ZM156 216V218H155ZM164 216V217H163ZM196 216V217H195ZM247 217L251 216V215H245ZM16 217V218H15ZM31 217V218H30ZM37 217H38V221L37 220ZM44 217V218H43ZM77 217V218H76ZM81 217V218H80ZM141 217V216H140ZM163 219H162V218ZM170 217V218H169ZM208 217V218H207ZM42 218V219H40ZM96 218V219H95ZM99 218V219H98ZM103 218V219H101ZM108 218V219H107ZM111 218V219H110ZM121 218V217H119ZM230 218V216H227L224 218V220H228ZM250 218V217H249ZM256 218H259V219H256ZM1 220H3V218H0ZM14 219V220H13ZM32 219V221H31ZM50 219V220H49ZM80 219V220H79ZM106 219V220H105ZM110 219V220H109ZM174 220V221H171L170 220ZM184 219L186 221H184ZM102 220V221H101ZM105 222H104V221ZM152 220V221H151ZM157 220H158V223H157ZM177 220V221H175ZM183 220V221H181ZM196 220V222H195ZM210 220V221H209ZM217 220V221H216ZM247 222L250 220V219H246ZM245 220V221H246ZM43 221V222H41ZM51 221V222H50ZM78 221V222H77ZM83 221V222H82ZM96 221V222H95ZM101 221V222H100ZM149 221V222H148ZM190 221V222H189ZM15 222V224H14ZM80 222V224H79ZM125 222V223H124ZM148 222V223H147ZM156 222V223H155ZM166 222H168L166 224ZM174 222V223H173ZM180 222H182L181 224H179ZM127 223V220L124 219L123 220V225L125 226H129ZM216 223V224H215ZM253 223H255L256 225H260V226H263L264 224V219L261 220L259 214L254 216V221ZM258 223V224H257ZM47 224V225H46ZM144 224V226H145ZM254 224V225H255ZM2 225V226H1ZM0 225V234H7V232L9 231H13L11 229H9L8 227H6L5 224H1ZM77 225V226H76ZM79 225V226H78ZM176 225V226H177ZM45 227V228H44ZM131 227V226H130ZM33 228V229H32ZM129 228V227H128ZM2 229V230H1ZM130 231H134V233H137V230H135L134 228H129ZM9 230V231H8ZM12 235L10 236H15V232H11ZM38 235L35 236L34 239H29L32 246L34 247H39V245L41 244L42 241L45 240V236L40 233H37ZM8 236V235H7ZM39 236V237H37ZM44 237V240H42V238ZM6 237L3 238V241L7 242L6 240ZM18 239H16L17 241ZM34 242H33V241ZM15 241V239H14ZM9 243V242H8ZM17 243V242H16ZM16 243H13L14 245ZM34 245H33V244ZM38 243V244H37ZM10 244V243H9ZM8 246H5V247H1L2 251L4 252V254H1V257H0V264H8L9 261L10 263L9 264H15V262H17L16 264H21V262L18 260V258L14 255V253H12L11 251H9L11 248L14 247V245H9ZM17 245V244H16ZM36 245V246H35ZM41 248L40 250H43L45 248V245L42 247V245H40ZM7 247V248H6ZM11 247V248H10ZM36 247V248H37ZM52 248V247H51ZM50 248V249H51ZM56 248V251H57V247ZM39 249V248H38ZM59 250L57 251L59 253L60 251V248H58ZM110 249V250H109ZM107 250V255H110L112 256V254L114 255L113 257H117L119 256V254L121 253L119 251V248L118 250L114 248H109ZM9 251V252H8ZM1 252V253H3ZM116 252V253H115ZM118 252V254H117ZM16 257V258H15ZM12 259V260H11ZM9 260V261H8ZM7 261V262H6ZM45 264V263H43Z\"/></svg>","mask_w":264,"mask_h":264}]
</instances>
